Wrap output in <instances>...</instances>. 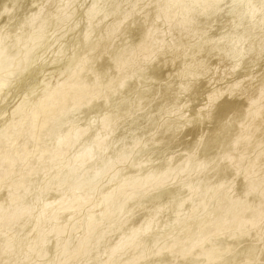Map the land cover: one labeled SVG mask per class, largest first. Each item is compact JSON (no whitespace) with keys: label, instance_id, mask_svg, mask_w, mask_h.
Listing matches in <instances>:
<instances>
[{"label":"bare ground","instance_id":"1","mask_svg":"<svg viewBox=\"0 0 264 264\" xmlns=\"http://www.w3.org/2000/svg\"><path fill=\"white\" fill-rule=\"evenodd\" d=\"M4 1V0H3ZM63 1V2H62ZM97 0H94V3L96 4ZM99 1V0H98ZM155 1V0H154ZM176 1V0H175ZM8 2V1H7ZM53 1L51 0V3ZM56 2V3H55ZM62 2L63 5H65L66 7H68V4L71 5V0H54V4L50 3V0H49V7L46 8V6H44V8L42 9L41 8V11L39 12L38 10L35 11V12H31V14H28L29 16L26 17V19H24L22 22L23 23H26L28 22V26H31L32 24V27L31 29L29 28V30H32V29H37L35 28V26H33V21L36 22V24H38V20H39V29L38 31L36 30L35 32H32V33H28L30 36L29 38L25 41L22 39V41L25 42V44L22 46L24 47L25 46V49L24 48H16L14 47L15 45H17L18 43L20 44V35L16 34L18 37H15V38H12V41L13 39L15 43L17 44H12V47L16 48V51H20L21 49H24V51H20L19 54H22L21 55V60L25 59L24 61H26V59H32V54H35L34 51H36L38 49V44L40 43L41 40H43L42 38H44L43 36L46 35L47 33V36H48V32H45V30L48 31V29L50 28H47L45 25H47V22L48 24L51 23V21H49L50 19L52 20L53 19V15L54 14L52 12L51 14V11H52V8L54 9L55 6L58 5V9H62ZM73 2V1H72ZM143 2V1H142ZM192 2V1H191ZM190 0H180L179 3L177 4V6L174 8V10L172 11H169V12H165L164 14H162V22L165 26H167L168 28L170 29H175V30H179L178 28H180V26H183V25H186V23H190V20L191 18H193L195 15L198 17L199 16V13L201 12L198 7H196L197 9H195L192 5L191 9L188 10V12L185 14V15H178L176 12H181L182 9L187 6L188 4L191 3ZM194 2V1H193ZM263 3L264 0L260 1L259 3ZM5 3V2H4ZM74 3V2H73ZM72 3V4H73ZM205 3V2H204ZM253 3V2H252ZM28 4V2H27ZM48 4V3H47ZM61 7H60V5ZM94 4V5H95ZM135 4V3H134ZM162 4H165V1L163 0H156L154 3H151V4H148L146 5L147 7H145L143 9V13L149 17L154 11L155 9H157L160 5L162 6ZM192 4V3H191ZM210 4V3H209ZM26 4H24L23 6H25ZM74 5V4H73ZM93 3L91 4V6H94ZM113 5V4H112ZM166 5V4H165ZM206 5V4H205ZM220 4H218L219 6ZM28 7H30V9L32 8V4L27 5ZM25 6V7H27ZM35 7V5H33ZM64 6V7H65ZM97 6V5H95ZM167 6V5H166ZM165 6V8H166ZM189 6V5H188ZM216 6V5H214ZM213 6V7H214ZM264 6V5H262ZM6 7V6H5ZM24 7V8H25ZM63 7V9H64ZM212 7V8H213ZM217 7V6H216ZM221 7V6H220ZM252 7V6H251ZM36 8V7H35ZM73 8V7H72ZM72 8H68L70 11H72ZM127 8V7H126ZM164 8V9H165ZM211 8V9H212ZM233 8V7H232ZM243 8V7H242ZM260 8H263V7H260ZM27 9V8H26ZM57 9V7H56ZM56 9L54 12H56ZM62 9V11H63ZM66 9V8H65ZM91 10H89L90 12H93L92 9L93 7H90ZM100 9V8H99ZM111 9V8H110ZM235 9V8H234ZM264 9V8H263ZM262 9V10H263ZM32 10L34 11V8H32ZM44 10V11H42ZM67 10V9H66ZM66 10H64L63 12H66ZM67 10V11H69ZM74 10V8H73ZM77 10V9H76ZM132 10V9H131ZM184 10V9H183ZM254 10V9H253ZM261 10V11H262ZM58 11V10H57ZM62 11L59 15V17H61L63 19V17L65 16H60L62 15ZM185 11V10H184ZM211 10H209L210 12ZM219 11V10H218ZM217 11V12H218ZM249 11V10H248ZM260 11V10H259ZM260 11V12H261ZM28 12V11H27ZM111 12V11H110ZM114 12V10H113ZM125 11H123L124 13ZM127 12V11H126ZM132 12V11H131ZM183 12V11H182ZM208 12V11H207ZM213 12V9L212 11ZM216 12V11H215ZM245 12V11H244ZM251 12V11H249ZM259 12V13H260ZM72 15L73 13L70 12ZM77 13V12H76ZM75 13V14H76ZM184 13V12H183ZM26 14V13H25ZM56 14V16H57ZM66 14H68L66 12ZM94 14V13H93ZM92 14V16H93ZM110 14V13H109ZM127 14V13H126ZM125 14V15H126ZM138 14V13H137ZM210 14V13H209ZM212 14V13H211ZM218 14V13H217ZM52 15V16H51ZM88 15H91V13H89ZM112 15H114L112 13ZM123 15V14H122ZM124 15V16H125ZM205 15V13H204ZM207 15V14H206ZM232 15V14H231ZM259 15V14H258ZM55 16V19H60V18H56ZM116 16V15H115ZM130 15H128L129 17ZM157 16V15H156ZM161 16V15H160ZM203 16V14H202ZM264 16V15H263ZM261 16V17H263ZM65 17H69V14L68 16H65ZM65 17L63 20H65ZM72 17V16H71ZM71 17H69L71 19ZM78 17V16H77ZM101 17V16H100ZM136 17V16H135ZM138 17V16H137ZM255 17V16H254ZM69 18L67 19L66 18V21L68 20L69 21ZM75 18V17H74ZM122 18V17H121ZM200 18V17H199ZM212 18V17H211ZM216 18L215 16L213 17V19ZM218 18V17H217ZM229 18V17H228ZM247 18V17H245ZM249 18V17H248ZM54 19V20H55ZM77 19V18H76ZM117 19V18H115ZM132 19V18H131ZM138 19V18H137ZM195 19V18H194ZM198 19V18H197ZM201 19V18H200ZM209 19V18H208ZM207 19V20H208ZM231 19V18H230ZM241 19V18H240ZM22 20V19H21ZM53 20V21H54ZM122 20V19H120ZM134 20V19H133ZM143 20V18H142ZM193 20V19H192ZM236 20V19H235ZM248 20V19H247ZM261 20V19H260ZM40 21H41V25H40ZM117 21V20H116ZM150 21V20H149ZM194 21V20H193ZM203 21V20H202ZM223 21V20H222ZM243 21V19H242ZM241 21V22H242ZM250 21V20H249ZM254 22V20H252ZM19 22V21H18ZM32 22V23H31ZM55 22V21H54ZM59 22V21H58ZM61 22V20H60ZM77 22V21H76ZM137 22V21H135ZM201 21H199L200 23ZM205 22V21H204ZM224 22V21H223ZM239 22V21H238ZM237 22V24H238ZM258 22V21H257ZM260 22V21H259ZM262 22H264V18H262ZM261 22V24H262ZM21 23V22H20ZM22 23V25H23ZM66 23V22H65ZM116 24H114L111 29L113 30V28L118 26L119 27V24L122 23V22H115ZM139 23V22H138ZM158 23V22H157ZM197 23V22H196ZM207 23V22H206ZM205 23V24H206ZM240 23V22H239ZM248 22L246 21L245 19V22L240 25V30L239 32H242L241 34H239V41L240 39L244 38V41H242V44H246L247 42V46L245 47L246 48H249V49H252L253 47L255 48L257 46V48L262 45L264 43V27H262L261 29L259 28L260 26L259 25H248L247 24ZM62 24V22H61ZM71 24V23H70ZM89 24V23H88ZM91 24V23H90ZM89 24V25H90ZM104 24V23H103ZM113 24V23H112ZM136 24V23H135ZM141 24V23H140ZM188 24L186 25L188 27ZM189 24V25H190ZM235 24V23H234ZM257 24V23H256ZM260 24V23H259ZM35 25V23H34ZM54 25V24H53ZM56 25V24H55ZM96 25V24H95ZM127 25V24H126ZM149 25V24H148ZM151 25V23H150ZM204 25V24H203ZM202 25V26H203ZM209 25V24H208ZM214 25V24H213ZM248 25V26H246ZM264 25V24H263ZM19 26V25H18ZM48 26V25H47ZM58 26V25H57ZM56 26V28H57ZM60 26V25H59ZM58 26V27H59ZM110 26V25H109ZM196 26V25H195ZM194 26V27H195ZM201 26V27H202ZM242 26V28H241ZM256 26V27H255ZM262 26V25H261ZM55 27V26H54ZM70 27V26H69ZM85 27V26H84ZM83 27V28H84ZM131 27V26H130ZM197 27V26H196ZM25 28V27H24ZM91 28V27H90ZM94 28V27H93ZM128 28V27H127ZM177 28V29H176ZM55 29V28H54ZM66 29V28H65ZM92 29V28H91ZM110 29V28H109ZM108 29V30H109ZM110 29V30H111ZM114 29V30H115ZM119 29V28H117ZM130 29V28H129ZM150 29V28H149ZM160 29V28H159ZM169 29V31H170ZM183 29V27H182ZM257 29V34H259L260 36L258 37L257 35H255L254 37H252L253 35V31ZM23 30V29H22ZM67 30V29H66ZM76 30V29H75ZM74 30V31H75ZM168 30V29H167ZM181 30V29H180ZM190 30V29H189ZM197 30V29H196ZM34 31V30H33ZM52 31V30H51ZM104 31V30H103ZM121 31V30H120ZM137 31V30H136ZM173 31V30H172ZM238 31V30H237ZM256 31V30H255ZM26 32V31H25ZM68 32V31H67ZM86 32V31H85ZM110 32V31H109ZM108 32V33H109ZM147 32V31H146ZM181 32V31H180ZM187 32V31H186ZM228 32V31H227ZM52 33L49 31V34ZM135 33V32H134ZM234 32H232L233 34ZM262 33V35L260 34ZM6 34V33H5ZM45 34V35H44ZM60 34V33H59ZM82 34V32H81ZM102 34V33H101ZM129 33H127L128 35ZM185 34V33H184ZM3 35V34H1ZM7 37H8V34H6ZM3 36V37H6ZM23 35V34H22ZM21 35V36H22ZM108 35V34H107ZM161 35V34H160ZM171 35V34H170ZM175 35V34H174ZM187 35V33H186ZM189 35V34H188ZM230 35V34H229ZM15 36V35H14ZM24 36V35H23ZM27 36V34L25 35ZM24 36V37H25ZM51 36V35H50ZM83 36V35H82ZM173 36V35H172ZM176 36V35H175ZM194 36V35H193ZM236 36V35H235ZM10 37V36H9ZM8 37V38H9ZM58 37V36H57ZM87 37V36H86ZM88 37H90L88 35ZM174 37V36H173ZM180 37L181 34H180ZM179 37V38H180ZM196 37V36H195ZM232 37V35H231ZM6 38V40L8 39ZM18 38V42H17V39ZM23 38V37H21ZM49 38V37H48ZM91 38V37H90ZM94 38V37H93ZM114 38V37H113ZM144 38V37H143ZM168 38V37H167ZM177 38V39H179ZM187 38V37H186ZM215 38V37H214ZM237 38V36H236ZM1 39V37H0ZM4 39V38H3ZM10 39V38H9ZM159 39V38H158ZM171 39V38H170ZM185 39V38H184ZM234 39V38H233ZM52 40V39H51ZM64 40V39H63ZM72 40V39H71ZM80 40V39H79ZM87 39H85L86 41ZM89 40V39H88ZM94 40V39H93ZM142 41L138 42V46L135 47V48H132V50L128 51V52H125L124 51V54L120 56H118L119 58H117L116 60V66L117 67H120V68H124L125 69L127 67H131L132 64L130 65L128 63V65L126 64L127 62H125V58L126 59H130L129 61H132L133 59L135 60V63L136 60L138 59H141L142 61H148L151 63V61H149L151 58H152V50H151V43H150V38H146L145 39H142ZM236 40V39H235ZM243 40V39H242ZM2 41V40H1ZM8 41V40H7ZM163 41V40H162ZM177 41V40H176ZM4 41H2L1 43L3 44ZM10 42H11V39H10ZM43 42V41H42ZM41 42V46H43V43ZM71 42V41H70ZM91 42V41H90ZM136 42V43H137ZM180 42V41H179ZM185 42V41H184ZM211 42V41H210ZM219 42V41H217ZM222 42V41H221ZM237 42V41H236ZM241 42V41H240ZM6 43V42H5ZM4 43V44H5ZM8 43V42H7ZM52 43V41L50 42ZM55 43V42H54ZM84 43V42H83ZM82 43V44H83ZM87 43V42H86ZM176 44H174L175 47H178L177 46V43L174 42ZM208 43V42H207ZM214 43V42H213ZM224 43V42H223ZM234 43V41H233ZM1 45L0 47V57L3 53H6L7 50H8V47L10 48L11 46H4ZM92 44V43H91ZM99 45V43H97ZM153 44V43H152ZM179 44V43H178ZM204 44V43H203ZM212 44V42H211ZM220 44V43H218ZM237 44H239L237 42ZM241 44V45H242ZM14 45V46H13ZM76 45V43H75ZM74 45V46H75ZM103 45V44H102ZM171 45V44H170ZM169 45V46H170ZM173 45V44H172ZM224 45V44H223ZM232 46H228V48L225 49V51L223 52L224 54V57H222L221 55V52L220 50H217L220 52L219 55H221L222 58H228L230 59V57H234L236 59V50H235V47H237L235 44H231ZM18 46V45H17ZM40 46V47H41ZM168 46V45H167ZM166 46V47H167ZM253 46V47H252ZM11 47V48H12ZM20 47V45H19ZM165 47V48H166ZM225 47V46H223ZM11 48H10V51H11ZM13 48V49H14ZM47 48V47H46ZM74 48V47H73ZM84 48V47H83ZM87 48V47H86ZM93 48V47H91ZM199 48V47H198ZM217 49H219L218 47H216ZM216 48H215V51H216ZM222 48V47H221ZM238 48V47H237ZM236 48V49H237ZM257 48L255 49H252V50H256ZM81 49V48H80ZM95 49V48H94ZM176 49V48H174ZM182 49V48H181ZM207 49H210L207 48ZM213 49V48H211ZM224 50V48H222ZM242 49V47H241ZM261 49V47H260ZM264 49V48H263ZM60 50V49H59ZM86 50V49H85ZM171 49H169L170 51ZM173 50V49H172ZM171 50V51H172ZM178 50V49H177ZM239 50V49H237ZM15 51V52H16ZM17 51V52H18ZM63 51V49H62ZM76 51V50H75ZM84 51V50H83ZM127 51V50H126ZM168 51V47H167V50ZM168 51V53H169ZM170 51V52H171ZM175 51V50H174ZM184 51V50H183ZM211 51V50H210ZM240 51V50H239ZM242 51V50H241ZM248 51V49H247ZM246 51V52H247ZM13 52V50H12ZM11 52V53H12ZM14 52V55L16 56ZM82 52V51H81ZM145 53V52H148L147 53V56H144V57H141L142 53ZM164 52V51H162ZM205 52V51H204ZM238 52V51H237ZM251 51L249 50V53ZM259 52V51H258ZM257 52V53H258ZM262 52V51H261ZM259 53V54H262V53ZM9 53V51L7 52V54ZM9 53V57L13 54ZM90 53V52H89ZM120 53V52H119ZM123 53V51H122ZM166 53V52H164ZM208 53V51L206 50L205 54ZM211 53V52H210ZM213 53V52H212ZM216 53V52H215ZM248 53V52H247ZM248 53V54H249ZM11 54V55H10ZM17 54V55H19ZM64 54V53H63ZM78 54H80L78 52ZM78 54H77V57H78ZM83 54V53H82ZM108 54V53H107ZM146 54V53H145ZM175 54V53H173ZM204 54V53H202ZM204 54V55H205ZM209 54V53H208ZM238 54V53H237ZM240 54V53H239ZM247 54V59L246 60L248 63L249 61V58L251 56H249ZM254 56V52L252 53ZM251 54V55H252ZM264 54V53H263ZM14 55H12L14 57ZM39 55V54H38ZM62 55V54H61ZM93 55V53H92ZM115 55V54H114ZM157 55V54H156ZM168 55V54H167ZM176 55V54H175ZM201 55V54H200ZM207 55V54H206ZM210 55V54H209ZM245 55V54H244ZM76 56V55H75ZM159 56V55H157ZM156 56V57H157ZM186 56V55H185ZM197 56V55H196ZM215 56V55H214ZM243 57V55H241ZM240 56V57H241ZM258 56V54H257ZM264 56V55H263ZM3 58L5 57L4 55L2 56ZM8 57V56H7ZM6 57V58H7ZM19 57V56H18ZM33 57H35V55H33ZM47 57V56H46ZM64 57V56H63ZM66 57V56H65ZM73 57V56H72ZM115 57V56H114ZM116 57H117V54H116ZM161 57V56H160ZM165 57V55H164ZM220 57V58H221ZM239 57V58H240ZM246 57V56H245ZM244 57V58H245ZM249 57V58H248ZM5 58V62L7 61ZM12 58V57H11ZM15 58V57H14ZM58 58V57H57ZM87 58V57H86ZM168 58V57H167ZM206 58V56H205ZM233 58V59H234ZM252 58H254L252 56ZM10 58H8L9 60ZM16 59L18 60V58L16 57ZM30 59V60H31ZM77 59V58H76ZM80 59V58H79ZM116 59V58H115ZM217 59V58H216ZM219 59V58H218ZM217 59V60H218ZM238 59V58H237ZM255 59V58H254ZM261 59V58H260ZM259 59V60H260ZM30 60H28L30 62ZM33 60V59H32ZM35 60V59H34ZM41 60V59H40ZM58 60V59H57ZM73 60V59H72ZM83 60V59H82ZM81 60V61H82ZM87 60V59H86ZM159 60V59H158ZM167 60V59H166ZM216 60V61H217ZM223 60V59H221ZM220 60V62H222ZM226 60V59H225ZM224 60V61H225ZM240 60V59H239ZM242 60V59H241ZM244 60V59H243ZM253 60V59H252ZM1 61V60H0ZM4 61V59L2 60ZM2 61L0 63H2ZM19 61V60H18ZM75 61V59H74ZM105 61V60H104ZM115 61L112 59V62ZM157 61V60H156ZM173 61V60H172ZM251 61V60H250ZM256 61V60H255ZM255 61L253 64H255ZM263 61V60H262ZM10 62H11V59H10ZM8 62V64H11L13 63H10ZM22 62V61H19V63ZM38 62V61H37ZM55 62V61H54ZM99 62V61H98ZM106 62V61H105ZM160 62V61H159ZM163 62V61H162ZM169 62V61H168ZM218 62V61H217ZM226 62V61H225ZM230 62V61H229ZM252 62V61H251ZM258 62V60L256 61ZM25 63V62H23ZM28 63V62H27ZM72 63V62H70ZM75 63V62H74ZM73 63V64H74ZM86 63V62H85ZM84 63V64H85ZM115 62H113V65H114ZM155 63V62H153ZM152 63V65H154ZM224 63V62H223ZM222 63V64H223ZM239 63V62H238ZM260 63V62H258ZM256 63V64H258ZM6 64V63H5ZM7 65V73L3 70L5 69L6 65H4L3 63L1 65H4L5 67L2 69L3 72H5L4 74H8V67L9 65ZM16 64V62H15ZM14 64V66H15ZM22 64V63H21ZM29 64V63H28ZM36 64V63H35ZM83 64V65H84ZM108 64H109V61H108ZM220 65V63H218ZM225 64V63H224ZM236 64V63H235ZM261 64V63H260ZM31 65V64H30ZM60 65V64H59ZM65 65V63H64ZM88 64L86 63L85 66L81 67L80 66V69L78 70V72H76L75 74H73L71 77L69 78H65L64 81L59 85V88H58V91L56 95H50V96H47V97H44L43 100H40L37 104L40 106V108L42 109V111H44L46 113V115L43 117V114H42V117L43 118H38V117H35V118H28L26 120V122L24 123V128L22 127L20 130H15L13 129L14 132H17L18 134V139L17 141L16 140H13V139H9V136L6 137L4 136V132H5V129L6 128H3L4 130L1 129L0 127V130L4 131V132H1L0 133V152L1 153H6L7 154V159L6 160H1L0 161V192L3 191L2 188L5 190L2 192V194L0 195V235L3 233L1 232L2 229H7L8 232H11L12 235L10 236H4V237H0V261H2V259L5 261L6 259H11L12 257L14 258V260H17L20 264H24L25 262L27 264H41V262H35L33 261L32 259H30L32 256L35 257L37 256L39 253L41 254V256L43 258H45V255L48 254L50 251H52V249L54 248V245H58L59 243V240L63 237V235L67 234V237L64 238V241L62 244H60V255H63L64 258H67L68 259V262H66L65 264H71V262H73L78 255L80 254H84L86 253L87 250H89L87 247H88V243H92V242H98V238L95 240V241H91L93 239V236L95 234V232L97 233L96 236L98 237V234L100 231L98 230H101L99 229L100 227V221H98L99 217L101 219H103V221H108V217L107 219L105 220L104 218L106 216H110L111 214H113V218H115V214L116 216L119 217L118 221L116 220V224L113 220V222H111L112 220H110L111 225H113L112 228H107V229H110L109 231L107 230V232L105 231L106 229H104L105 233L102 232L103 236H101V240H100V246L102 247L103 246V251L102 254L100 255V257H104L94 263V264H229V263H232V262H235L234 264H264V251L262 249L263 252H261V250L259 251L260 255H258V253H255L254 252V249L257 245L258 242H260V244L264 245V236L261 240H259L260 238L256 237L255 234L257 232H259L260 230L262 231V229L264 228V196H261L262 192H264V173L261 174L263 175V177H259L260 181L256 182L254 181L253 183L251 184H247L244 186L243 184L242 185H238L239 187L242 186V188L244 189H240V191H238L239 193H235V196H237V198L235 199L234 197L231 196V193L230 190H232V188L234 189V186L236 184V181H232L230 185H226L224 189H222L220 192H217L215 193L214 197L212 198V202L209 204L207 201L211 198V195L213 193V191L215 192V188H218V186L222 185L224 181H226L227 177H229V175L231 174H236L235 173V170L238 168L239 165L242 164V168H245L246 171L243 173L242 170H240L241 173H243L242 176L240 177H237L235 178L234 180H238L241 184L242 181H245V178H249L248 176V173H250L251 171H255L256 172H260L262 169V166L264 165V101L263 103L261 104H258V100L260 99H263L264 98V73H260L258 77H256V79H254V77H250L251 79H245V80H242V81H239V82H234L232 85H230L229 87H227V91L223 92V91H217L218 94H216L217 92L215 93V95H212L213 96H210L212 99H213V103H214V109H212L209 113H208V116H206L207 118V122L211 124H209V126H207L206 128H200L197 129L198 130H194L195 128L192 126L193 124H191V127L194 128L191 130L188 129V131H186L188 133V135L185 134V130L184 127L182 124L181 125H178L177 122L173 121V120H167L161 124L162 125V128L160 129V131L158 130V134L155 135L154 137L150 138L149 140V144L151 146V144L154 146L155 150L154 149H151L150 148L148 149H144L142 150L141 152V157L143 156L144 158L141 160V161H128L130 163H128V165H126V162H122L125 163V168L127 169L129 167V171H127L126 173H124V169L125 168H122L121 172L122 174L124 173L126 175V177H123L122 179L120 178L119 181H115V183H112L111 186L107 187V188H103L105 190H102L103 192L100 193L102 194L98 199L95 198V200H97L94 204V207H93V201L94 199L90 200V197L94 196V194H97V193H94V191H92V193H94L92 196L87 195V193L89 192V189L87 190L86 189V186L88 184H90V179L92 180V182H94V184H97L98 182H96V179L97 178V175L99 176V171H101L100 169H96L95 167V170L93 169V171H91V174L90 176L87 177V173L89 172H85V175L87 178V180L85 181L88 182L87 184L84 183V179L79 183L78 179H82V177L78 175L79 178H75L77 175H76L74 178L77 179L76 182H78V184H75V186H73V184H71L72 182L70 181V184L72 187L70 188H75L76 191H77V194H81L80 193V190H77V189H83L85 188V191H86V195L83 193L85 191H82V193L84 195H71V191L74 193V188L73 189H69L68 186H65V187H68L67 189L68 190H71L68 192V190H66L71 196H73L72 198L70 197V199L68 198L69 196L67 195L68 193L67 192H62V194H56L52 200H48L47 202H43V205H41L40 203V206H41V211L39 212V215L38 213H36L38 216L36 217L34 215V210L36 208V205L34 206V203H30V202H27V197L28 195H31V191L33 189V176L35 173H37V167L35 168V166H33V164H36L34 163L30 158L29 160H31V162H33L30 166H33L34 170L33 169H29V165H27V167H22L20 168L18 165L23 164V162H25L26 160H28V152L27 150L24 149L23 147V144H27V140H28V137L25 139V141H23L22 139V142H19V139L20 137L22 136L23 132L25 131H31L33 128H35L37 125H47V126H51L53 125V123L55 124V122L59 119H63L62 117H66V114L69 113V110H71V108H80L82 106L83 108V105L86 106L85 103H88L89 102V96L91 95H86V93L88 92L87 89H86V93H85V90L83 89V86H82V83L86 80V78L84 77L87 73V69H86V66ZM138 65V64H137ZM140 65V63H139ZM142 65V64H141ZM144 65V63H143ZM147 65V63H146ZM145 65V66H146ZM151 65V64H149ZM158 65V64H157ZM228 65V63H227ZM233 65V64H232ZM231 65V66H232ZM27 64H25V67L24 65L22 64V67L26 68ZM62 66V65H61ZM60 66V67H61ZM68 66V65H67ZM78 66V65H77ZM148 66V65H147ZM146 66V67H147ZM171 66V65H170ZM173 66V64H172ZM1 67V66H0ZM18 67V66H17ZM28 67V66H27ZM70 67V66H69ZM90 68V66H88ZM100 67V66H99ZM98 67V68H99ZM133 67V66H132ZM145 67V68H146ZM153 67V66H152ZM151 67V68H152ZM160 67V65L158 66V68ZM163 67V66H162ZM165 67V65H164ZM219 67V66H218ZM22 68V69H24ZM35 68V67H33ZM38 68V67H37ZM73 68V67H72ZM77 68V67H76ZM140 68V67H139ZM144 68V67H143ZM149 68V67H147ZM154 68V67H153ZM176 68V67H175ZM248 68V67H247ZM16 69V68H15ZM138 69V68H137ZM155 69V68H154ZM173 69V68H172ZM231 69V68H230ZM235 69V68H233ZM250 69V68H249ZM258 69V68H257ZM264 69V67H263ZM13 70V69H12ZM11 70V71H12ZM31 70V68H30ZM35 70V69H34ZM39 70V69H38ZM104 70V69H103ZM135 70V68H134ZM145 70V69H144ZM147 70V71H146ZM144 72H148L149 69H146ZM151 70V69H150ZM153 70V69H152ZM238 70V69H237ZM10 71V70H9ZM11 71L9 73V75L11 74ZM59 71V70H58ZM68 71V70H67ZM72 71V70H71ZM110 71V70H109ZM108 71V72H109ZM3 72H1L3 74ZM14 72V71H12ZM21 72V71H20ZM31 72V71H30ZM52 72V71H51ZM66 72V70H65ZM69 72V71H68ZM100 72V71H99ZM103 72V71H102ZM113 72V71H112ZM117 72V71H116ZM153 72V71H152ZM152 72H149V73H152ZM234 72V71H233ZM251 72V71H250ZM1 73H0V76H1ZM38 73V72H37ZM36 73V74H37ZM40 73V71H39ZM53 73V72H52ZM56 73V72H55ZM60 73V72H59ZM130 75H131V72H129ZM128 73V75H129ZM161 73V71L159 72ZM164 73V72H163ZM186 73V72H185ZM184 73V74H185ZM194 73V72H192ZM253 73V72H252ZM4 74H3V78L0 79V92L2 93V91L4 90V88L6 87H2L4 86H9L11 84H8L7 85V80L8 79H5L7 77H4ZM20 74V73H19ZM18 74V75H19ZM22 74V73H21ZM30 74V73H29ZM28 74V75H29ZM97 75H99L98 73H96ZM124 74V73H123ZM138 74V73H137ZM166 74V73H165ZM188 74L191 76V74L189 73L188 71ZM187 74V75H188ZM249 74V73H248ZM257 74V73H256ZM13 74H11L12 76ZM27 75V76H28ZM32 75H33V72H32ZM31 75V77H32ZM38 75V74H37ZM53 75V74H52ZM129 75V76H130ZM152 75V74H151ZM155 75H158V74H155ZM193 75V74H192ZM197 75V74H196ZM242 75V74H241ZM20 76V75H19ZM36 76V75H35ZM51 76V74H50ZM49 76V77H50ZM54 76V75H53ZM113 76V75H112ZM150 76V75H149ZM148 76V77H149ZM179 76V75H178ZM194 76V75H193ZM256 76V75H254ZM13 77V76H12ZM15 77V76H14ZM85 79H84V78ZM105 77V76H104ZM110 77V75H109ZM134 77V75H133ZM146 77V76H145ZM147 77V78H148ZM192 77V76H191ZM9 78L12 80L13 78H11L9 76ZM17 78V77H16ZM20 78V77H19ZM29 78V77H28ZM34 78V77H33ZM98 78V77H97ZM188 78V77H187ZM247 78V77H246ZM36 79V78H35ZM90 79V78H89ZM127 79H130V78H127ZM134 79V78H133ZM157 79V78H156ZM244 79V78H243ZM25 80H28L27 78ZM30 80V79H29ZM93 80H96V79H93ZM105 80V79H104ZM108 80V78H107ZM142 80V79H141ZM148 80V79H147ZM162 80V79H161ZM160 80V81H161ZM176 80V79H175ZM197 80V79H196ZM14 81V80H13ZM20 81V80H19ZM37 81V80H35ZM127 81V80H126ZM143 81V80H142ZM156 81V80H155ZM158 81V80H157ZM173 81V80H172ZM187 81V80H186ZM184 82V81H183ZM202 82V81H201ZM206 82V81H205ZM8 83H9V80H8ZM12 83V81H11ZM20 83V82H19ZM31 83V82H30ZM90 83H92L90 81ZM98 83V82H96ZM95 83V85H97ZM107 83V82H106ZM132 83V81H131ZM130 83V84H131ZM146 83V82H145ZM155 83V82H154ZM23 84V83H22ZM44 84V83H43ZM101 84V83H100ZM99 84V85H100ZM120 84H122L120 81L117 83H114V82H111V86H113L112 88H118L120 86ZM129 84V83H127ZM144 84V82L142 83ZM206 84V83H205ZM242 85L240 86V88L238 87H235V86H238V85ZM21 86V84H19ZM29 85V84H28ZM34 85V84H33ZM84 85V84H83ZM89 85V84H88ZM159 84L157 83V86ZM197 85V84H196ZM195 85V87H196ZM203 85V84H200V86ZM208 85V83L206 84ZM25 86V85H24ZM35 86V85H34ZM90 86V85H89ZM130 85H127L125 86L126 88H128ZM136 86V85H135ZM199 86V87H200ZM2 87V88H1ZM11 87V86H10ZM15 87V86H14ZM18 86H16L17 88ZM23 87V86H22ZM37 87V86H36ZM92 87V86H90ZM94 87V86H93ZM154 87V86H153ZM193 87V88H195ZM25 88V87H24ZM39 88V87H37ZM36 88V89H37ZM41 88V87H40ZM43 88V87H42ZM86 88V87H85ZM99 88V87H98ZM109 88V87H108ZM125 88V89H126ZM131 88V87H130ZM129 88V89H130ZM133 88V87H132ZM198 88V87H197ZM196 88V89H197ZM205 89V87H203ZM207 88V86H206ZM210 88V87H209ZM14 89V88H13ZM35 89V90H36ZM89 89V88H88ZM146 89V88H145ZM171 89V88H170ZM182 89V88H181ZM185 89V88H184ZM18 90V89H17ZM21 90V89H19ZM31 90V89H30ZM112 90V89H111ZM119 90V89H118ZM121 90V89H120ZM123 90V91H122ZM122 92H124V89L122 88ZM128 90V89H127ZM132 90H135V89H132ZM131 90V91H132ZM138 89H136L137 91ZM141 90V89H140ZM144 90V89H143ZM142 90V91H143ZM150 90V89H149ZM148 90V92H149ZM152 90V89H151ZM150 90V91H151ZM153 90H156V89H153ZM152 90V91H153ZM166 90V89H165ZM6 91V89H5ZM34 91V90H33ZM44 91V90H42ZM80 91V92H78ZM106 91V90H104ZM108 91V90H107ZM110 91V90H109ZM135 91V92H136ZM140 93V91H137V93L139 92V96H141L140 94L143 93V96L144 94H146V90H145V93L144 91ZM151 91V92H152ZM160 91V90H159ZM167 93H169L170 90L167 89ZM198 91V90H197ZM200 91V90H199ZM204 91V90H203ZM202 91V92H203ZM13 92V91H12ZM28 92V91H27ZM32 92V91H31ZM30 92V93H31ZM91 92V91H90ZM130 92V91H128ZM134 92V93H135ZM150 92V93H151ZM158 92V91H157ZM173 92V91H172ZM201 92V91H200ZM209 92V91H208ZM213 92V91H212ZM41 93V92H40ZM66 93V95H65ZM97 93V91H96ZM119 93V92H118ZM121 93V92H120ZM119 93V94H120ZM126 93V91H125ZM133 93V92H132ZM133 93V94H134ZM164 93V92H163ZM165 92V94H167ZM193 93H195L193 91ZM199 93V92H198ZM6 94V93H4ZM95 94V92H94ZM98 94V93H97ZM129 94V93H128ZM127 94V95H128ZM149 94V93H148ZM147 96H150L148 95ZM152 94H156V93H152ZM162 94V93H161ZM163 94V95H165ZM211 94V93H210ZM209 94V95H210ZM2 95V94H1ZM0 95V97H1ZM29 95V94H28ZM35 95V94H34ZM37 95V94H36ZM35 95V96H36ZM38 95H39V91H38ZM96 95V94H95ZM114 95V94H113ZM126 95V94H125ZM194 95H197V94H194ZM3 96V95H2ZM25 96V95H24ZM94 96V95H93ZM119 96V95H118ZM120 96H122V94H120ZM138 96V94H137ZM139 96L137 98H139ZM141 96V97H143ZM145 95V97H147ZM152 96V95H151ZM184 96V95H183ZM7 97V96H6ZM144 97V98H145ZM156 97V96H155ZM165 97H169L168 95L165 96ZM4 98H5V95H4ZM31 98V97H30ZM90 98H92V96H90ZM117 98V97H116ZM121 98V97H120ZM123 98H124V95H123ZM131 97H129L130 99ZM134 98V97H133ZM136 98V99H137ZM148 98V97H147ZM150 98V97H149ZM152 98V97H151ZM157 98V97H156ZM160 98V97H159ZM181 98V97H180ZM184 98V97H183ZM3 99V97H2ZM1 99V100H2ZM122 99V98H121ZM126 99V98H125ZM124 99V101H125ZM143 99V98H142ZM169 99V98H168ZM208 99V98H207ZM115 100V99H114ZM118 100V99H117ZM127 100V99H126ZM135 100V99H134ZM141 101V99H138ZM161 100V99H160ZM27 101V100H26ZM120 101V105H122V100H118ZM123 101V102H124ZM133 101V100H132ZM146 101V100H145ZM198 101V100H197ZM212 101V100H211ZM101 103H103L102 101H100ZM105 103H107L106 101H104ZM126 102V101H125ZM144 102V100H143ZM142 102V103H143ZM185 102V101H184ZM201 102V101H200ZM257 102L258 106H256V108H252L254 109V111L250 110L249 111V105L250 104H253ZM100 105L102 106L103 104ZM114 103V102H113ZM141 103V102H140ZM147 103V102H146ZM183 103V102H182ZM27 104V103H26ZM117 105L118 107L120 105ZM126 104L129 106L128 102H126ZM125 104V106H127ZM166 104V103H165ZM171 104V103H169ZM187 104V103H186ZM207 104V103H206ZM256 104V103H255ZM23 105V104H22ZM89 105H90V102H89ZM107 105V104H106ZM116 105V104H114ZM133 105V104H132ZM136 105V104H135ZM197 105V104H196ZM101 106H95V107H99L97 109H100ZM115 106V107H117ZM137 106V105H136ZM141 106V105H140ZM145 106V105H144ZM163 106V105H162ZM165 106V105H164ZM18 107V106H17ZM105 107V104L102 108ZM117 107V108H118ZM122 107H124L122 105ZM130 107V106H129ZM128 107V111L130 110ZM133 107V106H132ZM161 107V106H160ZM207 107V106H206ZM120 108V107H119ZM131 108V107H130ZM135 108V107H134ZM163 108V107H162ZM181 108V106H180ZM192 108V107H191ZM81 109V108H80ZM96 109V110H97ZM121 110H123L122 108H120ZM125 109V107H124ZM127 109V108H126ZM125 109V110H126ZM132 109V108H131ZM196 109V108H194ZM102 110V109H100ZM113 110V109H112ZM139 110V109H138ZM137 110V111H138ZM151 110V109H150ZM148 110V111H150ZM168 110V109H167ZM188 110V108H187ZM193 110V109H192ZM202 110V109H201ZM201 110H198V111H201ZM205 110V109H204ZM92 111V110H91ZM120 111V110H119ZM127 111V110H126ZM161 111V110H160ZM166 111V110H165ZM191 111V110H190ZM5 112V111H4ZM18 112H19V109H18ZM17 112V113H18ZM75 112V111H74ZM81 112V111H80ZM98 112V111H97ZM124 113V111H122ZM171 112V111H170ZM207 112V111H206ZM64 113V114H63ZM94 113V112H93ZM100 113V111H99ZM109 113V112H108ZM123 113H119L121 115H123ZM128 112H125L124 114H126ZM189 113V112H188ZM187 113V114H188ZM199 113V112H197ZM243 113H247L245 116V118L243 117ZM21 114V113H20ZM201 114H202V111H201ZM254 114V116L252 115ZM68 115V114H67ZM118 115V114H117ZM117 115H114V118L115 116ZM119 115V116H121ZM134 115V114H133ZM182 115V114H181ZM198 116V114H196ZM206 115V114H205ZM253 116L251 121H250V124H251V130L246 133L244 132V129H243V124L241 125V122H244L245 120L244 119H249V116ZM256 115V116H255ZM76 116V115H75ZM88 116V115H87ZM107 114L105 115L102 114L101 117H100V123L102 124V126L105 124H108V117H106ZM110 116V115H108ZM123 116H126V115H123ZM122 117V119H124ZM169 116V115H168ZM179 116V114H178ZM188 116V115H187ZM190 116V115H189ZM192 116V115H191ZM194 116V115H193ZM64 117V118H65ZM163 117V116H162ZM165 117V116H164ZM182 117V116H180ZM179 117V118H180ZM195 117V116H194ZM200 117V116H199ZM202 117V116H201ZM99 118V117H98ZM112 117L109 118V121H111ZM183 118V117H182ZM227 118H229V121H224L225 123H223V120H227ZM251 118V117H250ZM70 119V118H69ZM83 119V118H82ZM92 119V118H90ZM96 119V118H95ZM94 119V120H95ZM120 119V118H119ZM189 119V118H188ZM196 122H199L197 121L198 117L196 118ZM195 119H192V120H195ZM202 119V118H200ZM206 119H203L206 120ZM118 120V119H116ZM115 120V121H116ZM181 120V119H180ZM179 120V121H180ZM185 120V119H184ZM12 120H10L11 122ZM73 121V120H72ZM89 121V119H88ZM122 121V120H120ZM139 121V120H138ZM186 121V123H187ZM201 121V120H200ZM201 122L203 123L204 125V122ZM68 122V121H67ZM75 122V121H74ZM114 122V121H112ZM111 122V124H112ZM119 122V120H118ZM117 122V123H118ZM247 122V121H246ZM116 123V122H115ZM120 123V122H119ZM185 123V122H184ZM200 123V122H199ZM8 124V123H7ZM100 124V125H101ZM114 124V123H113ZM180 124V123H179ZM189 124V123H188ZM189 124V126H190ZM198 124V123H197ZM234 124L238 125L237 129L236 127H234ZM89 127H91V124L88 122ZM110 125V124H108ZM140 125V124H139ZM186 125V124H185ZM196 125V124H195ZM199 125V124H198ZM233 125V127H232ZM235 125V126H236ZM5 126V125H4ZM8 126V125H7ZM86 126V125H85ZM97 126V125H96ZM98 126H99V123H98ZM114 126V125H113ZM113 126L111 128H113ZM143 126V125H142ZM157 126V125H156ZM202 126V125H201ZM89 127L85 130H81L79 131L77 129V131H73L72 133L70 132V136L68 137H59L57 139V141H55L57 143V146L58 147V150L56 148H53L51 151L47 152V156L45 155V158L44 157V163H48L47 161H50L52 162L53 160H58L57 158L59 157H64L62 155H67V152L73 148L74 146H76L77 144V147L78 144L82 143L80 141H82L84 138H85V141H86V137L87 135H89L88 131H89ZM115 127V126H114ZM184 127V128H182ZM196 127V126H195ZM203 127V126H202ZM97 128V127H96ZM111 128H110V131H111ZM117 128V127H116ZM149 128V127H148ZM190 128V127H189ZM230 128H235L233 129V132ZM49 129H52V128H49ZM58 129V128H57ZM98 129V128H97ZM102 129V128H101ZM153 129V128H152ZM75 130V129H74ZM95 130V129H93ZM117 130V129H116ZM12 131V130H11ZM12 131V133H13ZM50 131V130H49ZM53 131V130H52ZM57 131V130H56ZM55 131V132H56ZM97 132V130H95ZM100 132H98L96 135L93 134L91 135V139L92 141H89L91 142L87 147H81L83 149V151L81 150L80 151V148H79V151L80 153L78 154V152H75V154L77 153V156L75 155L74 157V165L76 166H83L85 164V166H83L82 168L85 167V170L87 168V166H90V165H87L88 163L92 162V159H95L96 157H98L99 153H102L104 151H106V149H108L110 147L111 144H109V146L107 145V142L109 143L108 141V136L110 135V132L105 129L101 132V130H99ZM115 131V130H114ZM51 132V131H50ZM95 132V133H96ZM154 132V131H153ZM232 132V134H231ZM30 133V132H28ZM93 133V132H92ZM91 133V134H92ZM114 133V132H113ZM124 133V132H123ZM52 134V133H51ZM183 134L184 137H183ZM12 135V134H11ZM10 135V136H11ZM14 135V134H13ZM31 135V134H29ZM28 136V135H27ZM93 136V138H92ZM176 136V137H175ZM187 136H191L189 139H186ZM90 137V136H89ZM171 137L173 139H175L174 141L176 142H179V145H182V148L177 151H179V153L181 152L182 154V151L186 152V154H188L187 156H184L181 158V154L179 158L181 159H176V160H179L178 162L175 161H166L165 160L167 158H161V155L165 152H167L169 149H172L170 148V143L172 140ZM8 138V139H7ZM11 138V137H10ZM30 139V138H29ZM38 139V138H37ZM89 139V138H88ZM177 139V140H176ZM8 140V141H7ZM12 140V141H10ZM139 140V139H138ZM84 141V143H85ZM137 141V140H136ZM140 141V140H139ZM173 141V140H172ZM37 142V141H36ZM54 142V141H53ZM80 142V143H78ZM120 142V141H119ZM138 142V141H137ZM55 143V144H56ZM87 143V141H86ZM126 143V142H125ZM139 143V142H138ZM137 143V144H138ZM169 143V144H168ZM141 144V143H140ZM144 144V143H143ZM149 144L147 145L149 147ZM174 144V142L172 143ZM178 144V143H177ZM176 144V145H177ZM84 144H82L83 146ZM114 145V144H113ZM112 145V146H113ZM175 145V144H174ZM175 145V146H176ZM53 146V145H52ZM54 146V147H55ZM81 146V145H80ZM35 147V146H34ZM75 147V148H77ZM174 147V146H173ZM52 148V147H51ZM144 148V147H143ZM192 148L194 150H197L195 151L194 153L192 152ZM196 148V149H195ZM54 149H56L57 151H53ZM123 149V148H122ZM141 149V148H140ZM163 149V150H162ZM175 149V148H174ZM191 149V151L189 150ZM131 150V149H130ZM171 151V150H170ZM169 151V152H170ZM173 151V149H172ZM190 151V152H189ZM107 152V151H106ZM175 151H173L174 153ZM188 152V153H187ZM98 153V155L96 156V154ZM109 153V152H108ZM173 153H169L170 155H172ZM192 153V154H191ZM46 154V153H45ZM175 155L178 153H174ZM173 154V156H174ZM185 154V155H186ZM42 155V154H41ZM176 155V156H177ZM184 155V154H183ZM30 156V155H29ZM71 156V155H70ZM96 156V157H95ZM100 156V155H99ZM104 156V154H103ZM172 156V157H173ZM36 157V156H35ZM39 157V156H38ZM36 158L37 160L42 158ZM113 157V156H112ZM120 157H122L120 155ZM128 158V156H126ZM139 159L140 157V154L139 156H137ZM140 157V158H141ZM171 157V156H170ZM171 157V158H172ZM73 158V157H72ZM104 158V157H102ZM161 158V159H160ZM170 158V159H171ZM176 158V157H175ZM178 158V156H177ZM184 158V159H183ZM36 159H33L35 160V162L38 163V161H36ZM47 159V161H46ZM61 159V158H59ZM123 159V157H122ZM126 159V158H125ZM135 159V158H134ZM164 162H163V160ZM233 159V160H232ZM52 160V161H51ZM68 160L70 161V164H71V160L69 159L68 157ZM99 160V159H98ZM107 161L110 160L109 159H106ZM162 160V162H157ZM67 161V160H66ZM100 161H101V157H100ZM105 161V160H104ZM118 161V160H117ZM126 161V160H125ZM183 161V162H182ZM30 162V161H28ZM49 162V163H50ZM56 162V161H55ZM55 162L53 164H55ZM58 162V161H57ZM68 162V161H67ZM94 162V161H93ZM92 162V163H93ZM106 162V161H105ZM111 162V161H110ZM121 162V163H122ZM41 163V162H40ZM66 163V162H65ZM92 163H90L92 165ZM100 163H103L102 161ZM108 163V166H110L109 162ZM107 163H104V164H107ZM120 163V161L118 162ZM142 163H147V166H148V163H150V167L145 170ZM18 164V165H17ZM69 164V163H68ZM93 164L96 165V162H94ZM117 164V163H115ZM18 166L15 170V166ZM26 165V163L24 164ZM51 165V163H50ZM67 165V163H66ZM73 164L71 165L72 168L74 166ZM102 166H105L103 164H101ZM120 165V164H119ZM71 166L69 167V170H71ZM100 166V168L102 167ZM118 166V165H117ZM64 167V166H63ZM68 167V166H66ZM99 167V166H98ZM97 167V168H98ZM107 168V166H105ZM104 167V168H105ZM116 167V165H115ZM264 167V166H263ZM20 168V169H19ZM91 168V166L89 167ZM105 168V169H106ZM110 168V167H109ZM61 169V168H60ZM75 169V168H73ZM72 169V170H73ZM113 169V167H112ZM121 169V168H120ZM119 169V170H120ZM125 169V170H126ZM58 170V169H57ZM65 170V169H64ZM77 170V169H76ZM75 170V171H76ZM79 170V169H78ZM77 170V171H78ZM83 170V171H85ZM92 170V168H91ZM103 170V169H102ZM111 170V169H110ZM76 171V172H77ZM104 171H107V170H104ZM250 171V172H249ZM59 172V171H58ZM63 172V171H62ZM68 172V171H67ZM17 174L19 176V179H15V181H11L10 183H8V180L11 178L12 175L14 174ZM46 173V172H45ZM65 173V172H64ZM74 173V172H73ZM79 173V172H78ZM103 172H101L102 174ZM114 173V172H113ZM118 173V172H117ZM40 174V173H39ZM42 174V173H41ZM66 174V173H65ZM64 174V175H65ZM68 174H72L71 171H69ZM67 174V175H68ZM130 174V175H128ZM257 174V173H256ZM259 174V173H258ZM257 174V175H258ZM59 175V174H58ZM66 175V176H67ZM82 175V176H83ZM114 175V176H113ZM113 178L114 177H117L116 174H113ZM116 175V176H115ZM120 175V174H119ZM256 175V176H257ZM260 175V176H261ZM15 176V175H14ZM46 176V174H45ZM123 176V175H121ZM65 177V176H64ZM70 177V176H69ZM72 177V176H71ZM90 177V179H89ZM94 177H96V179H93ZM120 177V176H119ZM18 178V177H17ZM58 178V177H57ZM73 178V177H72ZM73 178V179H74ZM110 178H111V175H110ZM186 180H185V179ZM195 178V181L198 182L199 180V186L196 187V190L195 189H191L190 187L188 188V182H193ZM200 178V179H199ZM47 179V177H46ZM72 179V180H73ZM74 179V180H75ZM80 179V180H81ZM197 179V180H196ZM226 179V180H224ZM230 179V177H229ZM11 180H14L11 178ZM55 180V178H54ZM54 180H51L54 182ZM59 182V179H57ZM63 180H66V179H63ZM62 180V182H63ZM71 180V179H70ZM95 180V181H94ZM193 180V181H192ZM258 180V179H256ZM110 181V180H109ZM153 181L156 182V185H152L154 183H152ZM178 181V183L176 182ZM194 181V183H195ZM46 182V181H44ZM41 183L40 185L42 186V184H44L41 188H39L38 190H40L39 192L43 193V195L45 194V192H49L50 190H54L56 189L57 191L59 190V187L56 188L54 186H51L50 185H45V183ZM56 182V181H55ZM65 182V181H64ZM196 182V183H197ZM246 182V181H245ZM244 182V183H245ZM33 183V184H32ZM84 183V185L82 184ZM111 183V182H110ZM243 183V182H242ZM260 183H262V186L260 185ZM47 184V183H46ZM62 185V183H60ZM59 184V185H60ZM92 184V183H91ZM92 184V186L94 185ZM234 184V185H233ZM38 185V184H37ZM60 185V191L61 189H63V187ZM64 185V184H63ZM98 185V184H97ZM195 185V184H194ZM197 185V184H196ZM262 188V190H259V192H257V188H259L260 186ZM35 186V185H34ZM99 186V185H98ZM108 186V185H107ZM237 186V187H238ZM64 187V188H65ZM89 188H91V185L88 186ZM95 187H97L95 185ZM94 187V188H95ZM106 187V186H105ZM187 187V188H185ZM192 187V186H191ZM232 187V188H231ZM93 188V189H94ZM153 188L152 191H157L156 193H154V195L152 194L151 198H149V194L151 192V189ZM181 188H185L189 195L192 193V195L194 194L195 195V200L193 201V203H191V206L188 208V210L190 211L189 215L185 217H182V215H179V213H177L179 211V209L181 208H177L178 207H181L184 205V203H186V201H190L188 200V198L184 197V196H181L180 195V198L184 199H179L178 196H179V191L181 190ZM195 188V187H193ZM236 188V187H235ZM92 189V190H93ZM96 189V188H95ZM237 189V188H236ZM234 189V190H236ZM50 191V193H51ZM75 191V192H76ZM98 191V190H97ZM183 191V190H181ZM185 191V190H184ZM261 191V192H260ZM33 192V191H32ZM53 192V191H52ZM56 192V191H55ZM54 192V193H55ZM91 192V191H90ZM89 192V193H90ZM237 192V191H236ZM38 193L35 192V194ZM46 193V194H47ZM48 193V195L50 194ZM57 193V192H56ZM61 193V192H60ZM67 193V194H66ZM184 193V192H183ZM255 193L258 194V198L256 197ZM39 194V193H38ZM45 194V196H46ZM180 194H182V192H180ZM185 196H187V192L185 191ZM233 194H234V191H233ZM237 194V195H236ZM241 194V195H240ZM40 195V197H41ZM42 195V196H43ZM151 195V194H150ZM183 195V194H182ZM36 196H38L36 194ZM53 196V194H52ZM51 196V197H52ZM148 196V197H147ZM234 196V195H233ZM250 196L253 198L251 200ZM44 197V196H43ZM49 197V196H48ZM97 197H98V194H97ZM188 197V196H187ZM29 198V197H28ZM34 198H36L34 196ZM45 198V197H44ZM47 198V197H46ZM45 198V199H46ZM50 198V197H49ZM93 198V197H92ZM38 199V198H37ZM36 199V200H37ZM43 199V198H40L39 201ZM44 199V200H45ZM35 200V199H34ZM147 200V204L149 203L148 200H151L150 201V204H148L147 207L144 206V208H149L150 209V213L148 214V218H144L143 220H139V215H142L143 214H138L136 215V217L138 218L139 222L136 220V219H131V216L130 214L136 210L138 208V211L141 210L139 209L142 208L144 209L142 206L144 205V203L146 202ZM193 200V199H192ZM191 200V201H192ZM46 201V200H45ZM91 201V208L90 210H88V212L84 215L85 218L83 217V222L78 223V221L76 220V217L77 215H81L80 213L82 212V209L84 206H87L88 203H90ZM38 202V201H37ZM39 203V202H38ZM38 203H37V209H38ZM168 204H171V206L173 207L174 205V208L176 207L178 210H175L173 208H171V210L173 211H177L176 214V217H175V222L173 223V229H177L178 231H176L177 234H173L174 232L173 231H169V233L167 232L166 234L164 232L162 233H158L156 232L157 234H153L155 232L152 231V228H156L157 226H154L157 224V221L159 220V215L161 217V214L166 210H170V207L168 206ZM146 205V203H145ZM152 205V206H150ZM190 205V204H189ZM209 205V206H208ZM187 206V205H186ZM35 207V208H34ZM86 208V207H85ZM169 208V209H168ZM40 209V207H39ZM37 211V210H36ZM84 211V210H83ZM143 211V210H142ZM140 211V213L142 212ZM147 211V210H146ZM165 211V212H166ZM181 211V210H180ZM144 212V211H143ZM142 212V213H143ZM149 212V210H148ZM147 212V213H148ZM182 212V211H181ZM83 213V212H82ZM136 213V211H135ZM138 213V212H137ZM145 213V212H144ZM146 213V214H147ZM133 214V213H132ZM181 214V213H180ZM185 214V213H184ZM183 214V215H184ZM145 215V214H144ZM164 215V214H163ZM162 215V216H163ZM135 216V215H134ZM147 216V215H146ZM79 217V216H78ZM143 218V217H142ZM140 217V219H142ZM162 218V217H161ZM160 218V220H161ZM170 218V217H169ZM172 218V217H171ZM78 219V218H77ZM100 219V220H101ZM112 219V218H111ZM167 220V219H166ZM34 221H35V224H34ZM77 221V222H76ZM80 221H81V218H80ZM79 221V222H80ZM102 221V220H101ZM144 221V222H143ZM163 222V220H161ZM168 221V220H167ZM143 222V223H142ZM159 222V221H158ZM160 222V225L161 223ZM170 222V221H169ZM53 224V230H52V233H50L49 231L47 232L46 230V227L48 224ZM107 223V224H108ZM166 222L162 223V224H165ZM168 223V222H167ZM32 224H34V228H33V232L35 231L34 229L37 227L38 229L35 231L36 233L32 234L30 231V229L28 228L29 226H32ZM105 224V225H107ZM109 225V224H108ZM107 225V226H108ZM110 225V226H111ZM49 226V225H48ZM49 226V227H50ZM101 226H104L103 224ZM106 226V227H107ZM162 226V225H161ZM105 227V228H106ZM160 227V226H158ZM172 227V226H171ZM29 229L30 233L34 236V237H29V236H26L27 233H28V230L26 231V233H22L24 235V237L22 236L20 239H22V241H27L25 242L26 244L30 243L31 246H27V245H24V242L22 243L21 245V248L23 247V245L26 247H29L30 249H25L26 251H22L21 249V252H20V249H19V244H17L15 241H18V237H16V234L19 235V232L21 231H25L26 229ZM31 228V227H30ZM80 228V230H82V234L80 237H74L73 235L71 236L70 234H72V232L74 231H79L78 229ZM82 228V229H81ZM102 228V227H101ZM49 229V228H48ZM161 229V228H160ZM172 229V230H173ZM50 230V231H51ZM3 231V230H2ZM102 231V230H101ZM158 231V230H157ZM163 231V230H162ZM239 231V233H237ZM80 232V233H81ZM160 232V231H159ZM173 232V233H172ZM4 233H6V231H4ZM3 233V234H4ZM47 233H50V235H52V237L49 239V235ZM101 233V232H100ZM264 233V232H263ZM159 234V235H158ZM161 234V235H160ZM49 236V237H46V236ZM199 235H202V236H199ZM207 235H212L213 236V242L215 245H213L209 250L207 251H204L202 248L204 247L203 245L206 244V247L207 248V243H205L202 239L207 236ZM14 236L15 240H11L14 239ZM21 236V235H20ZM66 236V235H65ZM100 236V234H99ZM11 237V238H10ZM27 237V238H25ZM200 237V238H198ZM96 238V237H95ZM146 239V240H143V239ZM63 239V238H62ZM61 239V241H62ZM202 240V242H201ZM246 241L245 244H243V248L241 250V248H239V250H241L240 252L237 251V247L236 244L240 245L243 243V241ZM53 241L54 243L56 244H51L50 242ZM19 243V241H18ZM93 244V243H92ZM91 244V245H92ZM98 244V243H97ZM259 244V243H258ZM90 247H94V245H92ZM96 245V244H95ZM260 245V246H261ZM262 245V246H263ZM258 246V245H257ZM57 247V248H58ZM89 247V248H90ZM96 247V246H95ZM94 247V248H95ZM99 247V246H98ZM210 247V246H209ZM258 248H261L258 246ZM263 248V247H262ZM24 249V247H23ZM91 249V248H90ZM93 249V248H92ZM97 249V247H96ZM100 249V248H98ZM253 249V251L250 253L247 252L249 250ZM257 249V247H256ZM59 250V249H58ZM90 251H93V250H90ZM94 250V254H95V260H96V255L98 251ZM59 252V251H58ZM89 251H87L88 253ZM100 252V251H99ZM98 252V253H99ZM104 252V253H103ZM239 252V253H238ZM15 253H19L18 255H16ZM52 254V253H51ZM90 254V253H89ZM89 254H88V257H89ZM100 254V253H99ZM17 257H16V256ZM58 255V254H57ZM5 256V258H2V257ZM40 256V255H39ZM38 256V257H39ZM86 256V255H85ZM93 256V255H91ZM32 257V258H33ZM42 257H39V258H42ZM49 257V256H48ZM79 257V256H78ZM81 257V255H80ZM79 257V258H80ZM84 257V256H82ZM93 257V258H94ZM2 258V259H1ZM16 258V259H15ZM36 258V257H35ZM87 257H85L86 259ZM49 259V258H48ZM12 260V259H11ZM13 260V261H14ZM31 260V261H29ZM39 260V259H38ZM46 260V259H44ZM57 260V259H56ZM88 260V258H87ZM3 261V263H4ZM64 261V260H63ZM76 261V260H75ZM82 261V260H81ZM6 262V261H5ZM10 262V261H9ZM17 262V264H18ZM34 262V263H33ZM47 262V261H46ZM51 263V262H50ZM58 263V261H57ZM56 263V264H57ZM63 263V262H62ZM7 264V263H6ZM10 264V263H8ZM15 264V263H14ZM60 264V262H59ZM74 264V263H73ZM80 264V263H79ZM93 264V263H92Z\"/></svg>","mask_w":264,"mask_h":264},{"label":"rangeland","instance_id":"2","mask_svg":"<svg viewBox=\"0 0 264 264\" xmlns=\"http://www.w3.org/2000/svg\"><path fill=\"white\" fill-rule=\"evenodd\" d=\"M8 1V2H7ZM53 2V4H54V0H52ZM56 1V0H55ZM74 3H73V2ZM143 1V2H142ZM156 1V0H155ZM154 0H97L96 2V4L94 3V0H71V5L70 4H68V7H66L65 5H63V1L62 2H60V3H62V9H63V7H64V9H63V11L64 10H69L68 8H74V10H73V8H72V11H67L66 10V12L69 14V17H71V19L69 18V17H65V16H68V14H66V12H63L62 11V9H58V5L57 6H55L54 7V9L52 8V11H51V14H52V12L54 13V14H52L53 15V19L51 20H49V21H51V23H49L48 24V22H47V25H45L47 28H49L48 29V31L47 30H45V32H48V36H47V33H46V35L45 36H43L44 38H42L43 40H41L40 41V43L38 44V49L36 50V51H34L35 52V54H32V59H31V57H30V59L28 58V59H26V61H24L25 59H23V60H21V55L22 54H19L20 53V51L22 50V51H24V49H25V46L24 47H22L24 44H25V39L24 38H26V40L29 38V36L31 35L30 33H32V32H35L36 30L38 31V29H39V26H37V25H39V20L41 19V17H40V19L38 20V24H36V22L35 21H33V26H35V28H37L36 30L35 29H32V30H29V28L31 29V27H32V24H31V26H28L27 24H28V22H26V23H23L22 21L24 20V19H26V17H28L29 15L28 14H31V12L33 13V12H35V11H37L38 9V11L40 12L41 11V8L43 9L44 8V6H46V5H48V6H46V8H48L49 7V0H0V37H1V39H0V44H2L1 42L2 41H4L5 40V42H3V44L5 45V46H11L12 47V44L11 43H15L14 42V40L15 39H13V41H12V38H15V37H18L16 34H18V35H26L27 34V36H19L20 37V44L18 43H15V44H17V45H13L14 47H16V48H18V50H19V48H24V49H21L20 51H16V48H14V47H10L11 48V51H10V48L8 47V50H7V52L9 51V53H11L12 52V50H13V54L12 55H14V52H15V54H16V56L14 55V57L11 55L10 57H9V53L7 54V52L6 53H3L2 55H1V57H0V60L2 61L3 59H4V61H2V63L4 64V65H6V64H8V62H10V59H11V62L10 63H12L11 64V66H10V64H8L9 65V67H8V72L10 73V71L12 70V71H14V72H12L11 71V74H13L12 76H11V74L9 75V73L8 74H4L5 72L7 73V70H6V68H7V65H6V67L4 66V65H1L2 63H0V68H4L5 67V69H3L5 72H3L2 71V69H0V73L1 72H3V74H4V77H6V75H7V77L5 78V79H8L9 80V83H8V80H7V85L8 84H11V85H9V86H2V87H6V88H4V90L2 91V93L0 92V95H1V97H0V127H1V129L2 130H4L3 128H6L5 129V132L4 131H2V130H0V133L1 132H4L5 134H4V136H6V137H8L9 136V139H13V140H16L17 141V139H18V134H17V132H14L16 129L17 130H20L22 127L24 128V123L26 122V120L28 119V118H35V117H40V118H43L45 115H46V113L44 112V111H42V109L40 108V106L37 104L40 100H43L44 99V97H47V96H50V95H56L57 94V92H59L58 91V88H59V85L64 81V79L65 78H69V77H71L73 74H75L76 72H78V70L80 69V66L81 67H83V66H85V64L87 63L88 65L86 66V69L88 70L87 71V73H86V75L84 76L85 78H86V80L82 83V86H83V89L85 90V93H86V95H90V96H92V98H90V96H89V102H90V105H89V102L88 103H85L86 104V106H84L83 105V108H82V106L80 107V108H71V110H69V113H67L66 114V117L64 118V117H62L63 119H59V120H57L56 122H55V124L53 123V125H49V126H47V125H37L35 128H33L31 131H28V132H30V133H28L27 131H25V132H23V134H22V136L20 137V139H19V142H22V140L23 141H25V139L28 137V140H27V144L25 145V144H23V147H24V149L25 150H27V152H28V160H26L25 162H23V164H22V166H21V164H17L20 168H24V167H27V165H29L30 163L32 164L33 162L34 163H36V164H33V166H35V168L37 167V173H35L34 174V176H33V182H34V184H33V189H32V191H31V195H28V197H27V202H32V203H34V206L36 205V208H35V210H34V215L37 217L38 215H39V212L41 211V206H40V203H41V205H43V202L45 203V202H47L48 200L50 201V200H52V198L56 195V194H62V192L64 191V189H65V191L64 192H67L66 190H68L67 188L69 187V189H73V188H70V187H72L71 186V184H73V186H75V184H78V182L80 183L82 180H83V178H85L86 176V173L85 172H89V173H87V174H89V175H87V177L88 176H90V174H91V171H93V169L95 170V168L96 169H100L101 171H99L98 170V172H99V176L97 175V178L98 179H96V177H94L93 179H96V182H98L97 184L99 185H97V184H94V182H92V178L90 179V177H89V181H90V184H88L87 186H86V189L88 190L89 189V192L87 193V195H89L90 194V196H92L94 193H97L98 194V197H97V194H94L95 195V197L94 196H92V197H90V200H92V199H94V200H92L93 201V207H94V204H95V202L97 201V200H95V198H99L102 194H100V193H102L103 191L102 190H105V189H103V188H107V187H109V186H111V184L112 183H115V181H116V179H117V181H119L120 180V178L122 179L123 177H126V175L124 174V173H126L127 171H129L128 169H129V167L126 169L125 168V166L126 165H128V163H130L129 161H134V160H138V161H141L144 157L142 156L141 157V153L143 152L142 150H146L147 148L149 149L150 148V150L151 149H154L155 150V148H154V146L151 144V146H150V144H149V140H150V138H152V137H154L155 135H157L158 133V130L160 131V129L162 128V125L163 124H161V123H163L164 122V120L165 121H167V120H173V121H175V122H177V124L178 125H183L184 127H186V128H184V127H182V128H184V130H185V134L187 133L186 131H188V129L189 130H191V124H193L192 126L195 128H192V129H194L195 131L196 130H198V129H202V128H206L207 126H209V124L210 123H208L207 122V117L206 116H208V113L212 110V109H214V103H213V99L210 97V96H213V95H215V93L218 91H223V92H225V91H227V87H229L230 85H232L234 82H239V81H242V80H245V79H251L250 77H254V79H256V77H258L259 76V74L262 72V73H264V69H263V67H264V43L262 44V45H260L258 48H257V46L255 47V48H257L256 50H252V49H255L253 46V48L252 49H249V48H246L245 49V47L247 46V42H246V44H242V41H244V38H242V39H240V41L238 40L239 39V34H241L242 32H239V30H240V25H242L244 22H245V19H246V21L248 22L247 24L248 25H252L253 23V26L254 25H259L260 27V29L262 28V27H264V22H262V18H264V6H262V5H264V2L262 3H259L260 1H262V0H190V2L192 3H190V4H188L187 6H185L183 9L185 10H183L182 9V11L184 12H176L178 15L180 14H182V15H185L187 12H188V10L189 9H191V7L193 6H195L194 8L195 9H197L196 7H198V9L201 11H199L198 9V11L200 12L199 13V16L197 17L196 15L193 17V18H191V20H190V22H191V24L189 25L188 23H186V25L188 24V27L186 26V25H183V26H180V28H178L179 30H175V29H170V28H168L167 26H165L163 23H161L162 22V14H164L165 12H169V11H172V10H174V8L177 6V4L179 3V1L180 0H164L165 1V4L167 5H165V4H162V6L160 5L157 9H155V11L149 16V17H147L144 13H143V9L145 8V7H147L146 5H148V4H151V3H154L155 2ZM163 1V0H162ZM194 1V2H193ZM5 2V3H4ZM27 2H28V4H27ZM205 2V3H204ZM253 2V3H252ZM48 3V4H47ZM50 3H51V0H50ZM51 3V4H52ZM56 3V2H55ZM74 5H73V4ZM93 3V5L95 4V5H97V6H91V4ZM135 3V4H134ZM210 3V4H209ZM24 4H26L25 6H27V5H29L30 6V4H32V8H34V11L32 10V8L30 9V7H25V6H23ZM113 4V5H112ZM206 4V5H205ZM218 4H220L219 6H218ZM33 5H35V7L33 6ZM60 5V4H59ZM192 5V6H191ZM214 5H216V6H214ZM6 6V7H5ZM165 6H166V8H165ZM214 6V7H213ZM221 6V7H220ZM252 6V7H251ZM25 7V8H24ZM56 7H57V9H56ZM60 7H61V5H60ZM90 7H93V9H92V11L93 12H90L89 10H91L90 9ZM127 7V8H126ZM213 7V8H212ZM233 7V8H232ZM243 7V8H242ZM260 7H263V8H260ZM27 8V9H26ZM66 8V9H65ZM100 8V9H99ZM111 8V9H110ZM143 8V9H142ZM165 8V9H164ZM213 9V12H211L212 11V9ZM235 8V9H234ZM55 9H56V12H54L55 11ZM77 9V10H76ZM89 9V10H88ZM132 9V10H131ZM254 9V10H253ZM263 9V10H262ZM58 10V11H57ZM113 10H114V12H113ZM209 10H211L210 12H209ZM219 10V11H218ZM251 11V12H249V11ZM261 12H260V11ZM28 11V12H27ZM31 11V12H30ZM42 11H44V10H42ZM61 11H62V15H60V16H64L65 17V20H63L64 19V17H63V19L61 18V17H59V15L58 14H60L61 13ZM111 11V12H110ZM123 11H125L124 13H123ZM127 11V12H126ZM132 11V12H131ZM208 11V12H207ZM216 11V12H215ZM218 11V12H217ZM245 11V12H244ZM59 12V13H58ZM70 12H72L73 14L72 15H70L71 13ZM77 12V13H76ZM260 12V13H259ZM26 13V14H25ZM58 13V14H57ZM76 13V14H75ZM89 13H91V15H88ZM94 13V14H93ZM110 13V14H109ZM112 13L114 14V15H112ZM127 13V14H126ZM138 13V14H137ZM204 13H205V15H204ZM210 13V14H209ZM212 13V14H211ZM218 13V14H217ZM56 14H57V16H56ZM92 14H93V16H92ZM123 14V15H122ZM126 14V15H125ZM202 14H203V16H202ZM207 14V15H206ZM232 14V15H231ZM259 14V15H258ZM51 15V16H52ZM116 15V16H115ZM125 15V16H124ZM128 15H130L129 17H128ZM157 15V16H156ZM161 15V16H160ZM55 16H56V18L58 17V18H60V19H55ZM78 16V17H77ZM101 16V17H100ZM136 16V17H135ZM138 16V17H137ZM216 17V18H214L213 19V17ZM255 16V17H254ZM261 16H263V17H261ZM75 17V18H74ZM122 17V18H121ZM201 19H200V18ZM212 17V18H211ZM218 17V18H217ZM229 17V18H228ZM245 17H247V18H245ZM249 17V18H248ZM66 18L68 19L69 18V21L67 20L66 21ZM77 18V19H76ZM115 18H117V19H115ZM132 18V19H131ZM138 18V19H137ZM142 18H143V20H142ZM195 18V19H194ZM198 18V19H197ZM209 18V19H208ZM231 18V19H230ZM241 18V19H240ZM22 19V20H21ZM55 19V20H54ZM120 19H122V20H120ZM134 19V20H133ZM194 21H193V20ZM208 19V20H207ZM236 19V20H235ZM242 19H243V21H242ZM248 19V20H247ZM261 19V20H260ZM55 22H54V21ZM60 20H61V22H62V24H61V22H60ZM117 20V21H116ZM150 20V21H149ZM203 20V21H202ZM224 22H223V21ZM251 21V23H250V21ZM252 20H254V22L252 21ZM19 21V22H18ZM25 21V20H24ZM59 21V22H58ZM77 21V22H76ZM135 21H137V22H135ZM199 21H201L200 23H199ZM205 21V22H204ZM240 23H239V22ZM242 21V22H241ZM258 21V22H257ZM260 21V22H259ZM21 22V23H20ZM66 22V23H65ZM115 22H122V23H120L119 24V27L117 26L116 27V29H115V27L113 28V30L111 29V27L114 25V24H116ZM139 22V23H138ZM158 22V23H157ZM197 22V23H196ZM207 22V23H206ZM237 22H238V24H237ZM261 22H262V24H261ZM22 23H23V25H22ZM32 23V22H31ZM34 23H35V25H34ZM71 23V24H70ZM90 25H89V24ZM104 23V24H103ZM113 23V24H112ZM136 23V24H135ZM141 23V24H140ZM150 23H151V25H150ZM206 23V24H205ZM235 23V24H234ZM257 23V24H256ZM260 23V24H259ZM54 24V25H53ZM56 24V25H55ZM96 24V25H95ZM127 24V25H126ZM149 24V25H148ZM204 24V25H203ZM209 24V25H208ZM214 24V25H213ZM19 25V26H18ZM40 25H41V21H40ZM59 27H58V26ZM110 25V26H109ZM197 27H196V26ZM203 25V26H202ZM248 25H246V26H248ZM262 25V26H261ZM55 26V27H54ZM56 26H57V28H56ZM70 26V27H69ZM85 26V27H84ZM131 26V27H130ZM195 26V27H194ZM202 26V27H201ZM25 27V28H24ZM84 27V28H83ZM92 29H91V28ZM94 27V28H93ZM128 27V28H127ZM182 27H183V29H182ZM256 27V26H255ZM55 28V29H54ZM67 30H66V29ZM111 30H110V29ZM117 28H119V29H117ZM130 28V29H129ZM150 28V29H149ZM160 28V29H159ZM241 28H242V26H241ZM23 29V30H22ZM76 29V30H75ZM109 29V30H108ZM115 29V30H114ZM168 29V30H167ZM169 29H170V31H169ZM177 29V28H176ZM181 29V30H180ZM190 29V30H189ZM197 29V30H196ZM34 30V31H33ZM52 30V31H51ZM75 30V31H74ZM104 30V31H103ZM121 30V31H120ZM137 30V31H136ZM173 30V31H172ZM238 30V31H237ZM256 30V31H255ZM254 31H253V35H252V37H254L255 35H257L258 37L260 36L259 34H257L258 32H257V29H255ZM26 31V32H25ZM49 31L50 32H52V33H50L49 34ZM68 31V32H67ZM86 31V32H85ZM110 31V32H109ZM147 31V32H146ZM181 31V32H180ZM187 31V32H186ZM228 31V32H227ZM30 32V33H29ZM81 32H82V34H81ZM109 32V33H108ZM135 32V33H134ZM232 32H234L233 34H232ZM8 34V37L11 39V42H10V39L7 37V35L6 34ZM30 35H29V34ZM60 33V34H59ZM102 33V34H101ZM127 33H129L128 35H127ZM185 33V34H184ZM186 33H187V35H186ZM1 34H3V35H1ZM108 34V35H107ZM161 34V35H160ZM171 34V35H170ZM176 36H175V35ZM180 34H181V36L182 37H180ZM189 34V35H188ZM230 34V35H229ZM261 35H262V33H260ZM6 35V37H3V36H5ZM15 35V36H14ZM51 35V36H50ZM83 35V36H82ZM88 35L91 37H88ZM174 37H173V36ZM194 35V36H193ZM231 35H232V37H231ZM237 36V38H236V36ZM58 36V37H57ZM87 36V37H86ZM196 36V37H195ZM18 37V38H19ZM21 37H23V38H21ZM49 37V38H48ZM94 37V38H93ZM114 37V38H113ZM144 37V38H143ZM145 37L146 38H150V43H151V52H152V58L149 60V61H151V63L150 62H148V61H142L141 59H137L136 60V62L137 63H135V60L133 59L132 61H129L130 59L128 58V59H126L125 58V62H127L126 64L128 65V63L131 65L132 64V66L130 67H127L126 69H125V67L124 68H120V67H117L116 66V60H117V58H119L118 56H120L121 57V55H123L124 54V51L125 52H128V51H130V50H132V48H135V47H137L138 46V42H140V41H142L141 40V38L142 39H145ZM168 37V38H167ZM180 37V38H179ZM187 37V38H186ZM215 37V38H214ZM4 38V39H3ZM6 38H8L7 40H6ZM18 38L16 39L17 40V42H18ZM159 38V39H158ZM171 38V39H170ZM177 38H179V39H177ZM185 38V39H184ZM234 38V39H233ZM255 38V37H254ZM22 39L25 41H22ZM52 39V40H51ZM64 39V40H63ZM72 39V40H71ZM80 39V40H79ZM85 39H87L86 41H85ZM89 39V40H88ZM94 39V40H93ZM236 39V40H235ZM2 40V41H1ZM163 40V41H162ZM177 40V41H176ZM43 41V42H42ZM52 41V43H50ZM71 41V42H70ZM91 41V42H90ZM138 41V42H137ZM180 41V42H179ZM185 41V42H184ZM212 42V44H211V42ZM217 41H219V42H217ZM222 41V42H221ZM233 41H234V43H233ZM239 43V44H237V42ZM8 42V43H7ZM41 42L43 43V46H41L42 44H41ZM55 42V43H54ZM84 42V43H83ZM87 42V43H86ZM137 42V43H136ZM174 42H176L177 43V46L178 47H175L176 46V44L174 43ZM208 42V43H207ZM214 42V43H213ZM224 42V43H223ZM75 43H76V45H75ZM83 43V44H82ZM92 43V44H91ZM97 43H99V45L97 44ZM153 43V44H152ZM179 43V44H178ZM204 43V44H203ZM218 43H220V44H218ZM2 44V45H3ZM7 44V45H6ZM23 44V45H22ZM103 44V45H102ZM137 44V45H136ZM171 44V45H170ZM173 44V45H172ZM174 44H175V46H174ZM224 44V45H223ZM231 44H235L237 47H235V50H236V54H235V56H236V59L234 58V57H230V59H228V58H222V57H224V51H225V49L226 48H228L227 47V45L229 46H232ZM242 44V45H241ZM3 45V46H4ZM19 45H20V47H19ZM22 45V46H21ZM75 45V46H74ZM136 45V46H135ZM168 45V46H167ZM170 45V46H169ZM41 46V47H40ZM135 46V47H134ZM168 47V51H169V49H173L171 52L169 51V53H168V51H166L167 50V47ZM223 46H225V47H223ZM229 46V47H230ZM0 47H1V45H0ZM47 47V48H46ZM74 47V48H73ZM84 47V48H83ZM87 47V48H86ZM91 47H93V48H91ZM166 47V48H165ZM199 47V48H198ZM210 47V49H207V48H209ZM216 47H218L219 49H217ZM224 48V50L222 49V48ZM241 47H242V49H241ZM260 47H261V49H260ZM14 48V49H13ZM81 48V49H80ZM95 48V49H94ZM174 48H176V49H174ZM182 48V49H181ZM211 48H213V49H211ZM215 48H216V51H215ZM239 49V50H237V49ZM60 49V50H59ZM62 49H63V51H62ZM86 49V50H85ZM130 49V50H129ZM178 49V50H177ZM247 49H248V51H247ZM76 50V51H75ZM84 50V51H83ZM127 50V51H126ZM175 50V51H174ZM184 50V51H183ZM206 50L208 51V53L210 54H208V53H206L205 54V52H206ZM211 50V51H210ZM217 50H220V52H221V55H222V57H221V55H219L220 54V52L219 51H217ZM242 50V51H241ZM249 50L251 51L250 53H249ZM22 51H21V53H22ZM82 51V52H81ZM122 51H123V53H122ZM162 51H164V52H166V53H164V52H162ZM205 51V52H204ZM238 51V52H237ZM249 53H247V52ZM259 51V52H258ZM262 51V52H261ZM78 52L80 53V54H78ZM90 52V53H89ZM120 52V53H119ZM211 52V53H210ZM213 52V53H212ZM216 52V53H215ZM254 52V54H255V56L252 54ZM258 52V53H257ZM262 53V54H259V53ZM64 53V54H63ZM83 53V54H82ZM92 53H93V55H92ZM108 53V54H107ZM146 53V54H145ZM143 52L142 53V55H141V57H144V56H147V53L148 52ZM173 53H175V54H173ZM202 53H204V54H202ZM238 53V54H237ZM240 53V54H239ZM17 54H19V55H17ZM39 54V55H38ZM62 54V55H61ZM77 54H78V57H77ZM115 54V55H114ZM116 54H117V57H116ZM159 55V56H157V55ZM168 54V55H167ZM201 54V55H200ZM245 54V55H244ZM247 54L249 55V56H251L250 58H249V61H248V63H246L247 61L246 60H248L247 59ZM252 54V55H251ZM257 54H258V56H257ZM5 56L4 58L2 57V56ZM33 55H35V57H33ZM76 55V56H75ZM164 55H165V57H164ZM186 55V56H185ZM197 55V56H196ZM215 55V56H214ZM241 55H243V57L241 56ZM8 56V57H7ZM19 56V57H18ZM47 56V57H46ZM64 56V57H63ZM66 56V57H65ZM73 56V57H72ZM115 56V57H114ZM157 56V57H156ZM161 56V57H160ZM205 56H206V58H205ZM241 56V57H240ZM246 56V57H245ZM252 56L255 58H252ZM7 57V58H6ZM12 57V58H11ZM16 57L18 58V60L19 61H22V62H20L19 63V61L16 59ZM58 57V58H57ZM87 57V58H86ZM168 57V58H167ZM221 57V58H220ZM240 57V58H239ZM245 57V58H244ZM5 58H6V62H5ZM8 58H10L9 60H8ZM77 58V59H76ZM80 58V59H79ZM116 58V59H115ZM218 60H217V59ZM234 58V59H233ZM238 58V59H237ZM261 58V59H260ZM35 59V60H34ZM41 59V60H40ZM58 59V60H57ZM73 59V60H72ZM74 59H75V61H74ZM83 59V60H82ZM87 59V60H86ZM112 59L113 60H115V61H113V62H115L114 63V65H113V62H112ZM159 59V60H158ZM167 59V60H166ZM221 59H223V60H221ZM226 59V60H225ZM240 59V60H239ZM242 59V60H241ZM244 59V60H243ZM253 59V60H252ZM260 59V60H259ZM28 60H30V62L28 61ZM82 60V61H81ZM106 62H105V61ZM157 60V61H156ZM173 60V61H172ZM218 62H217V61ZM220 60L222 61V62H220ZM226 62H225V61ZM252 62H251V61ZM258 60V62H260V63H258V62H256V61ZM263 60V61H262ZM0 61V62H1ZM38 61V62H37ZM55 61V62H54ZM99 61V62H98ZM108 61H109V64H108ZM160 61V62H159ZM163 61V62H162ZM169 61V62H168ZM230 61V62H229ZM254 61H255V64H253L254 63ZM15 62H16V64H15ZM23 62H25V63H23ZM29 64H28V63ZM70 62H72V63H70ZM75 62V63H74ZM86 62V63H85ZM153 62H155V63H153ZM225 64H224V63ZM239 62V63H238ZM6 63V64H5ZM24 65V67H25V64H27V66H26V68H24V67H22V64ZM36 63V64H35ZM64 63H65V65H64ZM74 63V64H73ZM85 63V64H84ZM139 63H140V65H139ZM143 63H144V65H143ZM146 63H147V65H146ZM152 63L154 64V65H152ZM218 63H220V65L218 64ZM223 63V64H222ZM227 63H228V65H227ZM236 63V64H235ZM256 63H258V64H256ZM14 64H15V66H14ZM31 64V65H30ZM60 64V65H59ZM84 64V65H83ZM138 64V65H137ZM142 64V65H141ZM149 64H151V65H149ZM158 64V65H157ZM172 64H173V66H172ZM233 64V65H232ZM62 65V66H61ZM68 65V66H67ZM78 65V66H77ZM147 67H149V68H147ZM160 65V67L158 68V66ZM164 65H165V67H164ZM171 65V66H170ZM232 65V66H231ZM18 66V67H17ZM61 66V67H60ZM70 66V67H69ZM88 66H90V68L88 67ZM100 66V67H99ZM155 68H153V67ZM163 66V67H162ZM219 66V67H218ZM33 67H35V68H33ZM38 67V68H37ZM73 67V68H72ZM77 67V68H76ZM99 67V68H98ZM140 67V68H139ZM144 67V68H143ZM146 67V68H145ZM152 67V68H151ZM176 67V68H175ZM248 67V68H247ZM16 68V69H15ZM22 68H24V69H22ZM30 68H31V70H30ZM134 68H135V70H134ZM138 68V69H137ZM173 68V69H172ZM231 68V69H230ZM233 68H235V69H233ZM250 68V69H249ZM258 68V69H257ZM35 69V70H34ZM39 69V70H38ZM104 69V70H103ZM146 69H149L148 70V72H147V74H146V72H144ZM151 69V70H150ZM153 69V70H152ZM238 69V70H237ZM10 70V71H9ZM59 70V71H58ZM65 70H66V72H65ZM69 72H68V71ZM72 70V71H71ZM110 70V71H109ZM21 71V72H20ZM31 71V72H30ZM39 71H40V73H39ZM53 73H52V72ZM100 71V72H99ZM103 71V72H102ZM109 71V72H108ZM113 71V72H112ZM117 71V72H116ZM147 71V70H146ZM153 71V72H152ZM161 71V73H159ZM188 71H189V73L191 74V76L188 74ZM234 71V72H233ZM251 71V72H250ZM32 72H33V75H32ZM38 72V73H37ZM56 72V73H55ZM60 72V73H59ZM129 72H131V75H130V73ZM149 72H152V73H149ZM164 72V73H163ZM186 72V73H185ZM192 72H194V73H192ZM253 72V73H252ZM20 73V74H19ZM22 73V74H21ZM30 73V74H29ZM38 75H37V74ZM96 73H98L99 75H97ZM124 73V74H123ZM128 73H129V75H128ZM138 73V74H137ZM166 73V74H165ZM185 73V74H184ZM249 73V74H248ZM257 73V74H256ZM261 73V74H262ZM3 74L1 73V76H0V79L1 78H3ZM20 76H19V75ZM29 74V75H28ZM50 74H51V76H50ZM54 76H53V75ZM152 74V75H151ZM155 74H158V75H155ZM188 74V75H187ZM194 76H193V75ZM197 74V75H196ZM242 74V75H241ZM28 75V76H27ZM31 75H32V77H31ZM36 75V76H35ZM109 75H110V77H109ZM113 75V76H112ZM133 75H134V77H133ZM150 75V76H149ZM179 75V76H178ZM254 75H256V76H254ZM9 76L11 77V78H13L12 80L9 78ZM15 76V77H14ZM50 76V77H49ZM105 76V77H104ZM146 76V77H145ZM149 76V77H148ZM17 77V78H16ZM20 77V78H19ZM29 77V78H28ZM34 77V78H33ZM83 77V78H84ZM98 77V78H97ZM148 77V78H147ZM188 77V78H187ZM247 77V78H246ZM28 79V80H25V79ZM36 78V79H35ZM84 78V79H85ZM90 78V79H89ZM107 78H108V80H107ZM127 78H130V79H127ZM134 78V79H133ZM157 78V79H156ZM244 78V79H243ZM30 79V80H29ZM93 79H96V80H93ZM105 79V80H104ZM143 81H142V80ZM148 79V80H147ZM162 79V80H161ZM176 79V80H175ZM197 79V80H196ZM14 80V81H13ZM20 80V81H19ZM35 80H37V81H35ZM127 80V81H126ZM156 80V81H155ZM158 80V81H157ZM161 80V81H160ZM173 80V81H172ZM187 80V81H186ZM252 80V79H251ZM11 81H12V83H11ZM90 81L92 82V83H90ZM121 82L122 84H120V86L118 87V88H112L113 86H111V82H114V83H118V82ZM131 81H132V83H131ZM184 81V82H183ZM202 81V82H201ZM206 81V82H205ZM20 82V83H19ZM31 82V83H30ZM96 82H98V83H96ZM107 82V83H106ZM144 82V84H142ZM146 82V83H145ZM155 82V83H154ZM23 83V84H22ZM44 83V84H43ZM95 83L97 84V85H95ZM101 83V84H100ZM127 83H129V84H127ZM131 83V84H130ZM157 83L159 84L158 86H157ZM208 83V85H206V84ZM19 84H21V86L19 85ZM29 84V85H28ZM35 86H34V85ZM84 84V85H83ZM90 86H92V87H90ZM100 84V85H99ZM197 84V85H196ZM200 84H203V85H201L200 86ZM25 85V86H24ZM127 85H130L128 88H126L125 86H127ZM136 85V86H135ZM195 85H196V87H195ZM11 86V87H10ZM15 86V87H14ZM16 86H18L17 88H16ZM23 86V87H22ZM39 87V88H37V87ZM94 86V87H93ZM154 86V87H153ZM200 86V87H199ZM206 86H207V88H206ZM240 86H242V85H238V86H235V87H238V88H240ZM1 87V88H2ZM25 87V88H24ZM41 87V88H40ZM43 87V88H42ZM86 87V88H85ZM99 87V88H98ZM109 87V88H108ZM131 87V88H130ZM133 87V88H132ZM193 87H195V88H193ZM198 87V88H197ZM203 87H205V89L203 88ZM210 87V88H209ZM14 88V89H13ZM37 88V89H36ZM89 88V89H88ZM122 88L124 89V92H122L123 90H122ZM126 88V89H125ZM130 88V89H129ZM146 88V89H145ZM171 88V89H170ZM182 88V89H181ZM185 88V89H184ZM197 88V89H196ZM227 88V89H226ZM5 89H6V91H5ZM18 89V90H17ZM19 89H21V90H19ZM31 89V90H30ZM36 89V90H35ZM86 89H87V91H86ZM112 89V90H111ZM119 89V90H118ZM122 91H121V90ZM128 89V90H127ZM132 89H135V90H132ZM136 89H138L137 91H140V93H141V91L143 90L144 91V93H145V90H146V94H144V96H143V93L142 94H140L141 96H143V97H141V96H139V92L137 93V91H136ZM141 89V90H140ZM152 89H156V90H150ZM166 89V90H165ZM167 89L168 90H170L169 91V93H167L168 91H167ZM2 90V89H1ZM0 90V91H1ZM34 90V91H33ZM42 90H44V91H42ZM104 90H106V91H104ZM108 90V91H107ZM110 90V91H109ZM132 90V91H131ZM148 90H149V92H148ZM160 90V91H159ZM198 90V91H197ZM201 92H200V91ZM204 90V91H203ZM13 91V92H12ZM28 91V92H27ZM32 91V92H31ZM38 91H39V95H38ZM91 91V92H90ZM96 91H97V93H96ZM125 91H126V93H125ZM128 91H130V92H128ZM136 91V92H135ZM142 91V92H143ZM158 91V92H157ZM173 91V92H172ZM193 91L195 92V93H193ZM203 91V92H202ZM209 91V92H208ZM213 91V92H212ZM214 91H216V92H214ZM31 92V93H30ZM41 92V93H40ZM78 92H80V91H78ZM94 92H95V94H94ZM122 94V96H120V94ZM134 94H133V93ZM151 92V93H150ZM164 92V93H163ZM165 92L167 93V94H165ZM199 92V93H198ZM218 92L216 93V94H218ZM4 93H6V94H4ZM129 93V94H128ZM149 93V94H148ZM152 93H156V94H152ZM162 93V94H161ZM211 93V94H210ZM212 93H213V95H212ZM220 93V92H219ZM29 94V95H28ZM36 96H35V95ZM114 94V95H113ZM126 94V95H125ZM128 94V95H127ZM137 94H138V96H139V98H137L138 96H137ZM147 94L148 95H150V96H147ZM163 94H165V95H163ZM194 94H197V95H194ZM210 94V95H209ZM4 95H5V98H4ZM25 95V96H24ZM65 95H66V93H65ZM94 95V96H93ZM119 95V96H118ZM123 95H124V98H123ZM145 95L148 97H145ZM152 95V96H151ZM169 96V97H165V96ZM184 95V96H183ZM7 96V97H6ZM157 98H156V97ZM2 97H3V99H2ZM31 97V98H30ZM117 97V98H116ZM123 99V101H124V99H125V101L126 102H128V104H129V106L132 108H130L127 104H126V102L124 101H121L122 102V105L125 107V109L127 110H125L124 109V107H122V105H120L121 103H120V101H118V100H122L121 98ZM129 97H131L130 99H129ZM134 97V98H133ZM145 97V98H144ZM150 97V98H149ZM152 97V98H151ZM160 97V98H159ZM181 97V98H180ZM184 97V98H183ZM137 98V99H136ZM143 98V99H142ZM169 98V99H168ZM208 98V99H207ZM2 99V100H1ZM115 99V100H114ZM118 99V100H117ZM135 99V100H134ZM138 99H141V101L140 100H138ZM161 99V100H160ZM27 100V101H26ZM133 100V101H132ZM143 100H144V102H143ZM146 100V101H145ZM198 100V101H197ZM212 100V101H211ZM100 101H102L103 103H101ZM104 101H106L107 103H105ZM185 101V102H184ZM201 101V102H200ZM259 102H258V104H261V103H263V101H264V98L263 99H260V100H258ZM114 102V103H113ZM141 102V103H140ZM143 102V103H142ZM147 102V103H146ZM183 102V103H182ZM27 103V104H26ZM100 103L101 104H103L102 106L100 105ZM120 103V104H119ZM166 103V104H165ZM169 103H171V104H169ZM187 103V104H186ZM207 103V104H206ZM256 103V104H255ZM255 103H253V104H250L249 105V111L250 110H252V111H254V109L256 108V106H258V104H257V102H255ZM23 104V105H22ZM104 104H105V107L104 108H102L103 106H104ZM107 104V105H106ZM114 104H116V105H114ZM120 105L119 107L120 108H122L123 110H121L117 105ZM125 104L127 105V106H125ZM133 104V105H132ZM137 106H136V105ZM197 104V105H196ZM141 105V106H140ZM145 105V106H144ZM163 105V106H162ZM165 105V106H164ZM18 106V107H17ZM95 106H101V108L100 109H102V110H100V109H97V108H99V107H95ZM115 106H117V107H115ZM133 106V107H132ZM161 106V107H160ZM180 106H181V108H180ZM207 106V107H206ZM128 107H129V111H128ZM135 107V108H134ZM163 107V108H162ZM192 107V108H191ZM187 108H188V110H187ZM194 108H196V109H194ZM252 108H254V109H252ZM18 109H19V112H18ZM97 109V110H96ZM113 109V110H112ZM139 109V110H138ZM151 109V110H150ZM168 109V110H167ZM193 109V110H192ZM202 109V110H201ZM205 109V110H204ZM92 110V111H91ZM120 110V111H119ZM138 110V111H137ZM148 110H150V111H148ZM161 110V111H160ZM166 110V111H165ZM191 110V111H190ZM198 110H201L202 111V114H201V111H198ZM5 111V112H4ZM75 111V112H74ZM81 111V112H80ZM98 111V112H97ZM99 111H100V113H99ZM122 111H124V113L125 112H128V113H126V114H124ZM171 111V112H170ZM207 111V112H206ZM209 111V112H208ZM18 112V113H17ZM94 112V113H93ZM109 112V113H108ZM189 112V113H188ZM197 112H199V113H197ZM21 113V114H20ZM105 113V115L107 114V116L106 117H108V124H110V125H108V124H104L103 126H102V122L100 123V121H98V120H100V117H101V115L102 114H104ZM119 113H123V115H126V116H123V115H121V114H119ZM188 113V114H187ZM42 114H43V117H42ZM64 114V113H63ZM118 114V115H117ZM134 114V115H133ZM178 114H179V116H178ZM182 114V115H181ZM196 114H198V116L196 115ZM206 114V115H205ZM247 113H243V117L245 118ZM76 115V116H75ZM88 115V116H87ZM108 115H110V116H108ZM114 115H117V116H115V118H114ZM119 115H121V116H123V118L124 119H122V117L121 116H119ZM169 115V116H168ZM188 115V116H187ZM190 115V116H189ZM192 115V116H191ZM197 118L198 117V119H197V121H199V122H196V119H195V117ZM253 116H254V114H252ZM249 116V119H244L245 121L244 122H241V125L243 124V129H244V132H246V133H248L250 130H251V124H250V121H251V119H252V117L253 116ZM163 116V117H162ZM165 116V117H164ZM180 116H182V117H180ZM200 116V117H199ZM202 116V117H201ZM256 116V115H255ZM99 117V118H98ZM110 117H112L111 119V121H109V118ZM180 117V118H179ZM251 117V118H250ZM70 118V119H69ZM83 118V119H82ZM90 118H92V119H90ZM96 118V119H95ZM120 118V119H119ZM189 118V119H188ZM200 118H202V119H200ZM88 119H89V121H88ZM95 119V120H94ZM116 119H118L119 120V122H118V120H116ZM167 119V120H166ZM181 119V120H180ZM185 119V120H184ZM192 119H195V120H192ZM203 119H206V120H204L203 121ZM10 120H12L11 122H10ZM73 120V121H72ZM116 120V121H115ZM120 120H122V121H120ZM139 120V121H138ZM180 120V121H179ZM187 120H189L190 122H191V124H190V122L189 121H187ZM201 120V121H200ZM68 121V122H67ZM75 121V122H74ZM112 121H114V122H112ZM186 121H187V123H186ZM204 122V125H203V123H201V122ZM224 121H226V123H227V121H229V118H227V120H223V123H225ZM247 121V122H246ZM88 122L91 124V127H89V125H87L88 124ZM111 122H112V124H111ZM116 122V123H115ZM118 122V123H117ZM185 122V123H184ZM8 123V124H7ZM98 123H99V126H98ZM114 123V124H113ZM180 123V124H179ZM190 124V126H189V124ZM199 125H198V124ZM101 124V125H100ZM140 124V125H139ZM186 124V125H185ZM196 124V125H195ZM5 125V126H4ZM8 125V126H7ZM86 125V126H85ZM97 125V126H96ZM115 127H114V126ZM143 125V126H142ZM157 125V126H156ZM203 127H202V126ZM236 124H234V127H236V129L238 128L237 126L238 125H236ZM113 126V128H111ZM196 126V127H195ZM210 126H211V124H210ZM89 127V131H88V133H89V135H87V137H86V141H87V143H86V141H85V138L82 140V141H80V142H82V143H80V142H78V143H80V144H78V146L79 147H77V144H76V146H74L73 148H71L68 152H67V155H62V156H64L63 158L62 157H59V158H61V159H59V158H57L58 160H51L52 162H50V161H47V159H46V161L48 162V163H44V157H45V155L47 156V152H49V151H51L53 148H56L57 150H58V147H56L57 146V143L55 142V141H57V139L61 136V137H63V136H65V137H68V136H70L69 134H70V132L72 133L73 131H77V129L79 130V131H81V130H85V129H87ZM98 129H97V128ZM117 127V128H116ZM149 127V128H148ZM190 127V128H189ZM197 127H198V129H197ZM232 127H233V125H232ZM49 128H52V129H49ZM58 128V129H57ZM102 128V129H101ZM110 128H111V131H110ZM153 128V129H152ZM13 129H14V131H13ZM75 129V130H74ZM93 129H95V130H97V132L95 131V130H93ZM105 129H107L109 132H110V135L108 136V141H109V143L107 142V145L109 146V144H111L110 145V147L108 148V149H106V151H104L103 152V154H104V156H103V154L102 153H99V155H98V153L96 154V156L98 155V157H96L95 159H92V162L94 161V162H96V165L95 164H93L92 162H90V163H92V165L90 164V163H88L87 165H90L91 166V168H92V170H91V168H89L90 166H87V168H86V170H85V164L83 165V166H85L84 168H82L81 166H76V165H74V157H75V155L77 156V153L75 154V152H78L79 151V148H80V151L82 150L83 151V149L85 148V147H87L91 142H89V141H92V139H91V135H93V134H97L98 132H100L99 130H101V132L103 131V130H105ZM117 129V130H116ZM231 130H232V132H233V129H235V128H230ZM13 131V133H12V131ZM51 132H50V131ZM53 130V131H52ZM57 130V131H56ZM73 130V131H72ZM115 130V131H114ZM56 131V132H55ZM154 131V132H153ZM93 132V133H92ZM96 132V133H95ZM114 132V133H113ZM124 132V133H123ZM232 132H231V134H232ZM52 133V134H51ZM92 133V134H91ZM12 134V135H11ZM14 134V135H13ZM29 134H31V135H29ZM185 134H183V137H184V135ZM11 135V136H10ZM28 135V136H27ZM186 135H188V133L186 134ZM90 136V137H89ZM94 136V135H93ZM93 136H92V138H93ZM11 137V138H10ZM176 137V136H175ZM191 137V136H187L186 137V139H189V138ZM30 138V139H29ZM38 138V139H37ZM89 138V139H88ZM174 138V137H173ZM172 137H171V139L173 140H170L171 141V143L169 144L170 145V148H172L173 149V151H175L176 153H178V158H177V156L173 153V151H172V149H169L167 152H165V153H163L162 155H161V158H167V157H169V159L167 158L166 160H165V162H164V160H163V162L164 163H166V161L168 162V161H173V162H175V161H179V160H176V159H181L182 157H184V156H187L188 154H186V152H184V151H182V154H181V152L179 153V151H180V149L182 148V145H179V142H176V141H174L175 139H173ZM8 139V138H7ZM22 139V140H21ZM140 141H139V140ZM139 142H137V141ZM177 140V139H176ZM8 141V140H7ZM10 141H12V140H10ZM37 141V142H36ZM54 141V142H53ZM84 141H85V143H84ZM120 141V142H119ZM18 142V141H17ZM126 142V143H125ZM174 142V144L176 145L177 143V145L175 146L174 144H172ZM25 143H26V141H25ZM56 143V144H55ZM138 143V144H137ZM141 143V144H140ZM144 143V144H143ZM82 144H84L83 146H82ZM114 144V145H113ZM149 144V147L147 146V145ZM53 145V146H52ZM56 145V146H55ZM81 145V146H80ZM113 145V146H112ZM35 146V147H34ZM55 146V147H54ZM174 146V147H173ZM52 147V148H51ZM75 147H77V148H75ZM81 147H84L83 149L81 148ZM144 147V148H143ZM123 148V149H122ZM141 148V149H140ZM175 148V149H174ZM56 149H54L53 151H57ZM131 149V150H130ZM196 149V148H195ZM163 150V149H162ZM171 150V151H170ZM177 150H179V151H177ZM190 151H191V149H189ZM192 152L194 153L195 151H197V150H194L193 148H192ZM80 151L78 152V154L80 153ZM142 151V152H141ZM171 153H173L174 154V156H173V154L172 155H170L169 153L170 152ZM189 151V152H190ZM109 152V153H108ZM46 153V154H45ZM188 153V152H187ZM42 154V155H41ZM75 154V155H74ZM139 154H140V157H139V159H137L138 157L137 156H139ZM179 154H181L182 156H181V158H179L180 157V155ZM184 154V155H183ZM186 154V155H185ZM192 154V153H191ZM30 155V156H29ZM71 155V156H70ZM120 155L123 157V159H122V157H120ZM36 156V157H35ZM39 156V157H38ZM113 156V157H112ZM126 156H128V158L126 157ZM172 158H171V157ZM40 158V157H42V158H40V159H36V158ZM68 157H69V159L71 160V164H70V161L68 160ZM73 157V158H72ZM100 157H101V161L103 162V163H100L101 161H100ZM102 157H104V158H102ZM176 157V158H175ZM30 158H32L31 160L33 161V162H31V160H29ZM45 158H47V157H45ZM110 158V160H106V159H109ZM126 158V159H125ZM135 158V159H134ZM160 158V159H161ZM171 158V159H170ZM6 160L7 159V154L6 153H1L0 152V161L1 160ZM33 159H36V161H38V163L37 162H35V160H33ZM99 159V160H98ZM129 161H128V160ZM184 159V158H183ZM68 162H67V161ZM106 162H105V161ZM118 160V161H117ZM123 162H126V165H125V163H123ZM126 160V161H125ZM162 160H160V161H158L157 160V162H162ZM175 160V161H174ZM233 160V159H232ZM28 161H30V162H28ZM56 161V162H55ZM58 161V162H57ZM111 161V162H110ZM120 161V163H118ZM41 162V163H40ZM51 163V165H50V163ZM55 162V164H53ZM67 163V165H66V163ZM107 162H109V164H110V166H108V163ZM122 162V163H121ZM135 162V161H134ZM183 162V161H182ZM26 163V165H24ZM69 163V164H68ZM104 163H107V164H104ZM115 163H117V164H115ZM30 164V165H31ZM74 165L73 166V168H75V169H73L72 168V166L71 165ZM101 164H103V165H105V166H107V168L105 167V166H102ZM120 164V165H119ZM15 166L14 168H15V170L16 169H18L17 167L18 166ZM28 166L29 167V169L31 168V169H33L34 167L33 166ZM115 165H116V167H115ZM118 165V166H117ZM142 165H143V167H144V169L145 170H147L149 167H150V163H148V166H147V163H142ZM64 166V167H63ZM66 166H68V167H66ZM71 166V170H69V167ZM99 166V167H98ZM100 166H102L101 168H100ZM264 166V165H263ZM262 166V168H264ZM95 167V168H94ZM98 167V168H97ZM106 169H105V168ZM110 167V168H109ZM112 167H113V169H112ZM148 167V168H147ZM19 168V169H20ZM61 168V169H60ZM121 168V169H120ZM122 168H125L123 171H124V173L122 174V172H121V170H122ZM58 169V170H57ZM65 169V170H64ZM73 169V170H72ZM78 171H77V170ZM103 169V170H102ZM111 169V170H110ZM120 169V170H119ZM243 169H244V171H243ZM34 170V169H33ZM77 172H76V171ZM83 170H85V171H83ZM104 170H107V171H104ZM240 170H242L243 171V173L246 171V169L245 168H242V164L241 165H239L238 166V168L235 170V173L236 174H231V175H229V177H230V179H229V177H227L226 179H224V180H226V181H224L223 182V184L222 185H220V186H218V188H215V192L213 191V193H212V195H211V198L207 201L209 204L212 202V198L215 196L214 194L215 193H217V192H220L222 189H224L225 188V186L226 185H230L231 184V182L232 181H236V184H235V186H234V189H236V190H234L232 187V190H230V192H232L231 193V196L232 197H234L235 199L237 198V196H239V195H237L239 192L238 191H240L241 192V190H239V188L241 189L242 188V186H238V185H246V183L247 184H251V183H253L254 181H256V182H258V181H260L259 179V177H263V173H264V169H262L260 172H256L255 173V171L253 172V171H249L250 173H248V176H249V178H246V177H244L245 178V181H242L241 182V184H240V182L236 179V180H234L235 178H237V177H240V176H242L243 175V173H241L240 172ZM59 171V172H58ZM63 171V172H62ZM68 171V172H67ZM69 171H71L72 172V174H68L69 173ZM46 172V173H45ZM66 174H65V173ZM74 172V173H73ZM79 172V173H78ZM84 172V173H83ZM101 172H103L102 174H101ZM114 172V173H113ZM118 172V173H117ZM40 173V174H39ZM42 173V174H41ZM85 174V175H83V174ZM18 174V173H17ZM16 173L14 174V175H12L11 176V178L12 179H14V180H11V178L8 180V183H10L11 181H15V179L17 180V179H19V176L17 175ZM45 174H46V176H45ZM59 174V175H58ZM65 174V175H64ZM68 174V175H67ZM74 174H81L80 176L82 177V179L80 180V179H78L79 181L78 182H76L77 181V179H75V178H79L78 177V175L76 176V175H74ZM113 174H116L117 175V177H114V179H112L113 178ZM120 174V175H119ZM261 174H263V175H261ZM67 175V176H66ZM83 175V176H82ZM110 175H111V178H110ZM113 175V176H112ZM115 175V176H116ZM121 175H123V176H121ZM128 175H130V174H128ZM257 175V176H256ZM261 175V176H260ZM65 176V177H64ZM70 176V177H69ZM74 178L75 176V180L72 178V177ZM120 176V177H119ZM18 177V178H17ZM46 177H47V179H46ZM58 177V178H57ZM54 178H55V180H54ZM57 179H59V182H57L58 180ZM63 179H66V180H63ZM71 179V180H70ZM73 179V180H72ZM185 179V178H184ZM200 179V178H199ZM256 179H258V180H256ZM51 180H54V182L53 181H51ZM62 180H63V182H62ZM87 180V178H85L83 181H84V183H85V181ZM110 180V181H109ZM186 180V179H185ZM194 181H195V178L193 179ZM192 180V181H193ZM197 180V179H196ZM44 181H46V182H44ZM56 181V182H55ZM65 181V182H64ZM70 181L72 182L71 184H70ZM95 181V180H94ZM194 181L193 182H188L187 181V183H189L188 184V188L190 187L191 189H195L196 190V187H198L199 186V180H198V182L197 181H195V183H194ZM45 183V185H50L51 184V186H54V187H56V188H58L59 187V190L57 191L56 189H54V190H50L51 191V193H50V191L48 192V193H50L49 195H48V193L47 192H45V194H46V196H45V194L43 195V193H42V195L46 198H44L42 195H41V189L40 190H38L39 188H41L44 184H42V186L40 185L41 183ZM75 184H74V183ZM111 182V183H110ZM177 183H178V181H176ZM197 182V183H196ZM245 182V183H244ZM47 183V184H46ZM60 183H62V185L60 184ZM84 183H82L83 185H84ZM88 182H86L85 184H87ZM94 184L93 186H92V184ZM152 183H154V184H152V185H156V182L155 181H153ZM38 184V185H37ZM63 187V189H61V191H60V185ZM64 184V185H63ZM195 184V185H194ZM197 184V185H196ZM238 184V185H237ZM35 185V186H34ZM89 185H91V188H89L88 186ZM95 185L97 186V187H95ZM108 185V186H107ZM113 185V184H112ZM234 185V184H233ZM260 185L262 186V183H260ZM259 185V186H260ZM65 186H68V187H65ZM106 186V187H105ZM192 186V187H191ZM238 186V187H237ZM261 186L259 187V188H257L258 190H257V192H259V190H262V188H261ZM65 187V188H64ZM96 189H95V188ZM193 187H195V188H193ZM236 187V188H235ZM94 188V189H93ZM185 188H187V187H185ZM185 188H181V190H183V191H179V196H178V198L179 199H182V198H184L185 199V197L186 198H188V200H190V201H186V203H184V205L183 206H181V207H178L177 206V208L179 209V208H181V209H179V211L177 212V211H172L171 210V208H173V209H175L174 208V206H176V205H174L173 207L171 206V204H168V206L170 207V210H165L162 214H161V217H160V215H159V222L157 221V224L156 225H154V226H160V227H156V228H152V231H154L155 230V232L153 233V234H157L156 232H158V233H162V232H164L165 234L168 232L169 233V231L171 232V231H178L176 228L175 229H173L174 227H173V223L175 222L174 220H175V217H176V212L177 213H179V215H182V217H185V215L186 216H188L189 215V213H190V209L188 210V208L191 206V203H193V201L195 200V195L193 194L192 195V193L189 195V193H188V191L185 189ZM187 188V189H188ZM93 189V190H92ZM242 189H244V188H242ZM2 190L4 191L5 190V188L3 189L2 188ZM63 190V191H62ZM77 190H80V193L81 194H77V191H76V189L74 188V193L71 191V190H68V192L69 191H71V195H73V194H75V195H86V191H85V188H84V190L83 189H77ZM98 190V191H97ZM153 190V188L151 189V192H150V194H149V198H151V196H152V194L154 195V193H156L157 191L155 190V191H152ZM187 192V196H185V191ZM3 191H1L0 192V195L2 194V192ZM38 191V193H36L38 196H36V194H35V192H37ZM40 191V192H39ZM57 193H56V192ZM76 191V192H75ZM82 191H85V192H83L82 193ZM92 191H94V193H92ZM233 191H234V194H233ZM237 191V192H236ZM55 192V193H54ZM61 192V193H60ZM67 192V193H68ZM180 192H182V194H180ZM184 192V193H183ZM261 192V191H260ZM66 193V194H67ZM91 193H92V195H91ZM235 193H237L236 195L237 196H235ZM52 194H53V196H52ZM58 194V195H59ZM40 195H41V197H40ZM69 197V199H70V197L72 198L73 196H71L69 193L67 194ZM180 195L181 196H184V197H182V198H180ZM234 195V196H233ZM241 195V194H240ZM255 195H256V197L258 196V194L257 193H255ZM34 196L36 197V198H34ZM50 198H49V197ZM52 196V197H51ZM57 196V195H56ZM261 196H264V192H262V194H261ZM148 197V196H147ZM38 198V199H37ZM40 198H43V199H41L40 201H39V199ZM250 198H251V200L253 199L251 196H250ZM258 198V197H257ZM35 199V200H34ZM37 199V200H36ZM46 201H45V200ZM184 199H182V200H184ZM193 199V200H192ZM192 200V201H191ZM34 201V202H33ZM39 203H38V202ZM48 201V202H49ZM150 201L151 200H148V204H150ZM37 203H38V209H37ZM145 203H146V205H145ZM144 203V205L142 206L143 208H144V206L145 207H147L148 206V204H147V200H146V202ZM190 204V205H189ZM90 206V208H89V206ZM187 205V206H186ZM44 206V205H43ZM150 206H152V205H150ZM209 206V205H208ZM39 207H40V209H39ZM86 207V208H85ZM89 208V209H88ZM150 208V207H149ZM147 209V208H144V209H142V208H140L139 207V209H141V210H139L138 211V208L136 209V210H134L131 214H130V216H131V219L133 218V219H136L137 217H139V220H143L144 218H148V214L150 213V209ZM175 209V210H178V209ZM86 209H88V210H90V209H92L91 208V201H90V203H88L87 204V206H84L83 207V209H82V212L80 213L81 215H77V217H76V220L78 221V223H80L81 224V222H83V217L85 218V214L88 212V210H86ZM169 209V208H168ZM37 210V211H36ZM40 210V211H39ZM84 210V211H83ZM87 212H86V211ZM145 212H143V211ZM147 210V211H146ZM148 210H149V212H148ZM182 212H181V211ZM135 211H136V213H135ZM140 211H142L141 213H140ZM138 212V213H137ZM148 212V213H147ZM36 213H38V215L36 214ZM147 213V214H146ZM181 213V214H180ZM185 213V214H184ZM138 214H143V216L142 215H139V216H137L136 217V215H138ZM145 214V215H144ZM164 214V215H163ZM184 214V215H183ZM135 215V216H134ZM147 215V216H146ZM163 215V216H162ZM79 216V217H78ZM113 216V214H111L110 216L108 215V216H106L104 219L106 220L107 219V217H108V221H109V223L107 222V221H103V219H101L100 217H99V219H98V221H100L99 223H100V228L99 229H101V230H98V231H100L99 232V234H100V236H99V234H98V237L96 236V234L98 233L97 231V233L95 232V234H94V236H93V239L92 240H90V242L91 241H95L97 238H98V242H92V243H88V249L89 250H87V251H89L88 253H87V251H86V253H84V254H80L81 255V257H80V255H78L77 256V258L73 261V262H71V264H94V263H96V262H98L100 259H101V257H100V255L102 254V252L101 251H103V246L101 247L100 245V240H101V236H103V235H101V234H103L102 232H104L105 233V231L107 232V230L109 231L110 229H107V228H112L113 227V225H111V224H113V223H111V222H113V220H114V222H115V224H116V220L118 221V219H119V217L118 216H116V214H115V218H113L112 217ZM178 216V215H177ZM140 217L142 218V219H140ZM170 217V218H169ZM172 217V218H171ZM78 218V219H77ZM80 218H81V221H80ZM112 218V219H111ZM160 218H161V220H163V222L160 220ZM102 221H101V220ZM168 221H167V220ZM110 220H112L111 222H110ZM120 220V219H119ZM138 222H139V220H138V218L136 219ZM76 221V222H77ZM80 221V222H79ZM170 221V222H169ZM144 222V221H143ZM142 222V223H143ZM160 222H162V223H164V222H166L165 224H162L161 223V225H160ZM168 222V223H167ZM109 225H108V224ZM111 223V224H110ZM34 224H35V221H34ZM34 224H32V226H29L28 228L31 230H33V226H34ZM104 225V226H101V225ZM105 224H107V225H105ZM49 226L51 225L50 223L48 224ZM47 225V227H46V230H47V232L49 231L50 233H52V230H53V224L49 227ZM111 225V226H110ZM107 226V227H106ZM172 226V227H171ZM31 227V228H30ZM33 227V228H32ZM102 227V228H101ZM106 227V228H105ZM26 229L24 232L23 231H21V232H19V235L18 234H16V237H18V239L17 238H15V236H14V239H12L11 237V240H15V239H17L18 241H19V243H18V241H15L17 244H19L20 246H19V249H20V252H21V249H22V251H26L25 249H30L29 247H27V246H31V244L30 243H28V244H26L25 242H27V241H22V239H24V238H22V239H20L22 236L24 237V235L22 234V233H26V231L28 230V233H27V235L26 236H29V237H34L32 234H34V233H36L35 231L38 229L37 227L34 229L35 231L33 232L32 230L30 231L29 229ZM49 228V229H48ZM51 228H52V230H51ZM106 229L105 231H104V229ZM161 228V229H160ZM82 229V228H81ZM154 229V230H153ZM173 229V230H172ZM3 230V231H2ZM1 230V232H3L4 233V231H6V233H2L1 235H0V237L2 236V237H4V236H11L12 235V233L11 232H8L7 231V229H2ZM51 230V231H50ZM79 231H74V232H72V234H70L71 236L73 235L74 237L76 236V237H80L81 236V234H82V230H80V228L78 229ZM158 230V231H157ZM163 230V231H162ZM32 233H30V232ZM160 231V232H159ZM176 231L173 233V234H177L176 233ZM81 232V233H80ZM264 228L262 229V231L260 230L259 232H257L256 234H255V236L256 237H258V238H260L259 240H261L262 238H263V236H264ZM50 233H47L48 235L46 236V237H49V239L52 237V235H50ZM237 233H239V231L237 232ZM53 234V233H52ZM21 235V236H20ZM66 235V236H65ZM65 235H63V239H62V241H61V239L59 240V243H58V245L56 246V245H54V248L52 249V251H50L48 254H46L45 255V258H43L42 256H41V254L39 253L37 256H35V257H31L30 259H32L33 261H35V260H37V261H35V262H41V264H56L57 263V261H58V263L57 264H59V262H60V264H65L66 262H68V259L67 258H64L63 257V255H60V244H62L63 243V241H64V238L65 237H67V234H65ZM159 235V234H158ZM161 235V234H160ZM199 236H202V235H199ZM20 237V238H19ZM96 237V238H95ZM25 238H27V237H25ZM198 238H200V237H198ZM95 239V240H94ZM25 240V239H24ZM51 240V239H50ZM143 240H146L145 238L143 239ZM205 243H207V248H205L206 247V244L205 245H203L204 247L202 248L204 251H207V250H209L213 245H215L214 244V242H213V236L212 235H207V236H205L203 239H202ZM202 240H201V242H202ZM21 241H22V243L24 242V245H27L26 247L23 245V247H24V249H23V247L21 248V245H22V243H21ZM245 240L243 241V243L242 244H240V245H238V244H236V246L235 247H237V251H241L242 250V248L244 247L243 246V244H245ZM51 244H56V243H54L53 241H51L50 242ZM98 243V244H97ZM259 243V244H258ZM257 243V245L259 246V247H261V248H258V246L256 245V247H257V249H256V247L255 248H253L254 249V252L255 253H258V255H260L261 253L259 252L260 250H261V252H263L264 251V245L262 246L261 244H260V242H258ZM94 245V247L96 246L97 247V249H96V247L94 248V247H90V245ZM96 244V245H95ZM91 245V246H92ZM261 245V246H260ZM59 246V247H58ZM99 246V247H98ZM210 246V247H209ZM58 247V248H57ZM91 249H90V248ZM263 247V248H262ZM93 248V249H92ZM98 248H100V249H98ZM239 248H241V250H239ZM59 249V250H58ZM253 249H251V250H249V251H247L248 253H249V255H250V253L253 251ZM262 249H263V251H262ZM90 250H96V251H100L99 253L97 252V254L98 255H96V260H95V254H94V252L93 251H90ZM59 251V252H58ZM95 251V252H96ZM251 251V252H250ZM238 252V253H239ZM253 252V253H254ZM52 253V254H51ZM90 253V254H89ZM104 253V252H103ZM253 253H251V254H253ZM254 253V254H255ZM260 253V254H259ZM16 255H18L19 253H15ZM58 254V255H57ZM88 254H89V257H88ZM15 255V256H16ZM40 255V256H39ZM86 255V256H85ZM91 255H93V256H91ZM42 257V258H39V257ZM49 256V257H48ZM82 256H84V257H82ZM100 258H98V257ZM2 257V256H1ZM17 257V256H16ZM85 257H87L88 258V260H87V258L85 259ZM94 257V258H93ZM2 258H5V256L4 257H2ZM1 258V259H2ZM49 258V259H48ZM102 258H104V257H102ZM12 259V260H11ZM10 260L9 259H6L5 261L2 259V261H0V264H8V263H10V264H17V260H14V258L12 257ZM16 259V258H15ZM39 259V260H38ZM44 259H46V260H44ZM57 259V260H56ZM14 260V261H13ZM64 260V261H63ZM82 260V261H81ZM96 261V262H94V261ZM3 261H4V263H3ZM10 261V262H9ZM29 261H31V260H29ZM47 261V262H46ZM51 262V263H50ZM63 262V263H62ZM28 263V262H27ZM26 262L24 263V264H27ZM31 263H32V261H31ZM34 263V262H33ZM235 262H232V263H229V264H234ZM18 264H20L19 262H18ZM70 264V263H69ZM210 264H212V263H210Z\"/></svg>","mask_w":264,"mask_h":264}]
</instances>
